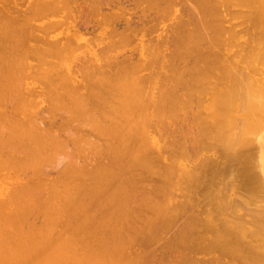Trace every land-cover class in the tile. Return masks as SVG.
I'll list each match as a JSON object with an SVG mask.
<instances>
[{"label":"bare ground","instance_id":"1","mask_svg":"<svg viewBox=\"0 0 264 264\" xmlns=\"http://www.w3.org/2000/svg\"><path fill=\"white\" fill-rule=\"evenodd\" d=\"M83 1L84 0L81 1L82 4H83ZM121 1H124V0H121ZM137 1H134V3L135 2L137 3ZM145 1H147V0H145ZM158 1H160V0H158ZM164 1H167V0H164ZM234 1H236L235 2L236 4L238 3V5H236V6H238V7L240 5L242 7L243 6L244 7L246 6L248 9H250L249 11L246 10L245 12L246 13H249L250 12L249 14L252 15V19L251 20L249 19L251 17L248 18L249 14H247L248 16L246 15V17H247L246 20L249 19L250 25H252L251 23H253L252 26L255 27V29H254L252 26H250V27H252L254 29L253 30L251 28L253 30V32H254V33L252 32V34H253L252 36H250V34H251L250 33L251 30L249 29L250 27H247L246 28L247 25L245 26V24H244V27L245 28L243 29L245 31H241L242 29H240V30H238L239 31L238 32L237 30L234 29L236 31V33L235 32H228L229 30L227 31L226 30L227 28H225V26L223 25V23H225L227 21L230 22V19L234 17V15H232L231 12H228V10L230 9L228 6L229 5H230V7L233 6L232 5V2H234ZM8 2H9V0H8ZM8 2H7V5L9 6V3ZM10 2H12V1H10ZM30 2H31V0H30ZM73 2H74V6L73 7H75V4H76L75 3V0ZM86 2H88L89 4L91 3L90 5H93V3H92L91 0H86ZM130 2H131V0H130ZM143 2H144V0H143ZM150 2L151 3H149L147 1V5L149 3V6L151 5L150 6L151 8L149 6H147V8L149 7L150 10L153 8V10L155 9L156 11H159V10H157L158 9L157 8L158 5L156 4V2H154V0H152V1L150 0ZM152 2L155 3V4H152ZM191 2H192L193 5L196 6V8H194L193 5H192V9L195 12V21L192 18H190L191 19L190 22L189 23H186V21L184 19H181L182 16H180L181 17L180 18L179 16L176 15L177 16V19H179V21L176 22L177 24H175V26L172 28V31H175V32H171L170 31V33H169V34H172V37L168 35L170 39L168 38L167 41H166V39H165L167 37L166 32H165V35H164V33L161 34L162 36L164 35L165 38L163 37V39H162L161 36L159 37V40L162 41L163 42L162 44L165 45V47L163 46L164 47L163 51L165 50L164 52L166 53L167 50L165 48L168 47L167 49H169V51L165 55L163 54L165 57L162 58V56L160 55V52L163 53L162 50H160V47H161L162 44H160V46H158L159 47V50H160L159 52H158V50L156 51V49L158 48V47H156V42H153V46H152V47H156V49L155 48H150L151 50L152 49H155V51L159 53V54L156 53V57H157V55H160L159 56L160 59L157 57L156 59L154 58L153 60L156 61L157 59H159L158 62L160 60H162V62H163V59L164 60H165V58L167 59V60H165V62L168 61V64L165 65L166 67L164 66V68H166V72L165 71L164 72L157 71L158 69L161 70L162 67L159 66V68H158V67L155 66V68H158V69H156L157 72H156V74L154 73L155 75L152 74V76H151L152 80L150 81V79H149L150 76H149V78L147 77L148 78L147 79V78H143V77H145V76H143L144 74L142 76L140 74H139V76H137V74H136L137 71H138V73L140 71V67L139 66L142 65V61L145 60L146 61L145 63H150V61H148V59H146V58L144 60H138V62H137V60L131 62L128 57H126L123 60H121L122 58L119 59V60H121L120 62H117L116 59H113L114 61H110L108 59V60H106L107 62L104 59V60H102L104 62H102L99 59L104 64V66H105V64H107L105 67H108V69L106 68L107 69L106 72L109 73V76L108 75H105L106 76L105 78H98V76H96V74L95 75L93 74L94 75V79L92 81L90 80L91 82H89V79H92L91 78V76L93 77L92 74H90V76H88L89 79L86 78L87 76L86 77L84 76L85 77V80L84 81L89 82V84L91 83L92 86H90L88 84L86 86L87 88H84L83 91L84 90H88V91L90 90V93H93V94L95 93L94 95L93 94L91 95L90 93H88V91L87 92L85 91V93H82L79 96L80 92L77 93V89H75V87L77 85H78L77 87H79L81 85V84H79V82L81 80L80 81H77L78 84H76V86H75V83H74V85L72 84V86H74V88H71V90H70V87H68V89H69L68 91H65V92L63 91L64 93L63 92H60V93H62V95L64 94L63 95V99H65L66 101H67V99H70L72 103L71 102H69V103H71L72 105H76V106H74V108H75L74 110H76V108L80 107L81 109L80 108H78V109H80L81 113L77 109L76 114H74L75 111L72 110L73 107L72 108L69 107V105L71 106V104L68 103V101H70V100H68L67 102L65 101L66 102L65 103L64 100L62 99V101L65 104L68 103L69 105H68V108H67V105H65L63 103L62 105H63V107L65 105V107H64L65 109L64 108H61V110H66L67 109L66 111H68V112L70 111V112L69 113L67 112V114H66V111H65V113L63 111H61L62 113L66 114L65 117L63 118V119H65L63 121V124L60 122V124H62L61 126L62 127L64 125L68 126V125L72 124L74 121H76V123H73L72 125H70V126H72L71 127V130H72L71 134H70V127L63 129V128L59 127V125L56 126V127H59L60 128L59 134H60V132L62 130H64V133L68 136V137L67 136L64 137L65 134L62 131L61 134H63V137L65 139L63 137H61L62 135L61 136L59 135L60 137L59 136L56 137V140L58 142L54 139V137H55L54 135L55 134L52 133V135L54 136V137H52V139H50V137H49L51 135L47 136L45 134V133L51 134L49 132H53V130H50L49 129V132H46L48 130L46 127L43 126V128H42V126L40 127V125H41L40 123H39L40 125H38L36 123L37 117L40 120V117L41 116H38L37 115V117H33V115L35 116V114L38 112V110L42 111L43 109H38L37 108L38 110H36L37 112H35V114H34V111H32V112L30 111L28 113V111H26L28 109L26 108L25 109L26 112H24V110H23V113H24L23 116H25V113L26 114L27 113L30 114V116L28 117L26 115L25 117H27V119H25L23 116H20V114L22 113L21 112L22 110L19 111L20 109L17 106H20V108H22V105H23V103L26 102L27 98L26 99L24 98V100H25V102H24V100L22 98V96L24 94L21 95L20 94L21 92H19L20 90L17 89V88H20V85L19 84H18L19 87H17V81H18V83H20V80H19L18 76H19V74L22 73V70H23V72H25V70H26V67L24 66V64L26 63V65H27V62L24 63V61H25L24 58L25 57L23 58L24 60L22 59V57L25 54L26 55H29V54L26 53V51H25L24 54H23V52L22 53L20 52V51H22L24 49L26 50V48H21V47H23L22 43L19 41L21 36L18 35L17 37H15L16 35L14 36L9 31L8 25L10 24V26L13 27V24H11V22L15 23L14 21H11V22L9 21V24H8V20L11 19L10 18L11 15H9V14L12 13L13 10H11V12L9 14H6L4 16H3V14H5L4 12L6 10L8 11L7 8H9V7H7L5 11L3 9V11H4V12L2 11L3 13L0 11V119H1L0 120L1 121L0 123H2L3 120H5L4 119L5 117L7 119V123H5L6 120L3 122V123L6 124L5 125L6 127H4V128H6L5 131H4V133H3V131L0 132V133H3V134H1L2 136L0 135L1 136V138H0V264H99V263L101 264V262H102V264H105L106 262H103L102 261V256H104L103 257L104 258V261H105V259H110V261H112L111 259H114V257H115L114 255L117 253V251H120L121 250L122 254L125 253V251H123L124 249H122V247H124V244L121 243V242H124V241L123 240H120V239H124V237H122L120 239H118V237H117L118 235H124L123 234V231H121V226H120L121 224L120 223L124 224L126 222L127 224L125 223V225H127V227H128V225H129V227L131 226V228H130V230H131L132 228H135L137 226H139V227L142 226V225L145 226L146 223H147V216H148L149 223H147V224H151V225H154V226L156 225L155 227H158L159 225L157 226V222H156V220L154 218V216H155L154 214L160 215V216L162 215V218H163V216L166 215V214L163 215V213L166 212L165 210H168L169 207H167V205L165 204L167 202H164V204L166 205V208H165L164 211H161L162 208H163L162 207L163 201L165 200L162 196L159 198V196L164 193V192L162 193L160 190H157V189H160L161 186H160V188H158V185L152 186V192H148L147 189H146L147 187H144V186L147 185L146 181H144L145 179L146 180L148 179V178H146L147 175L149 177V175L152 173V170H154L153 172H157L159 170V168L157 167V163L159 161H163L162 160V156L160 154H158V153H154V150H153L154 147H155V145L158 144V141H160V140L159 139L157 140L155 138H152L150 136V134L148 133L149 132L148 128L151 126L150 125V124H152L151 122H153V125L155 124L154 126H156V130L159 132L160 129L163 130V125L162 124H164V123H162V122H165L166 123L165 119H163L164 116H166V118H168L170 120V122L171 121L174 122V121L178 120L177 119L178 116L181 117V115L186 118L185 115H187V112H188V111L186 112V110H192V111H194V109L196 108L195 105H197V110H199L198 112H203L206 115V119H205V121L202 124L199 121L198 122V126L197 125H194L193 126L194 128H195V126L197 127V128H195V131L197 129L196 132H198L200 135L204 136V138H206V139H210L211 141H214L215 140V144H214L215 147L213 149L218 148V150L220 151L219 152V156H222L221 159H220V161L223 163L224 166L225 165L226 166L227 165L231 166L230 168H228V166L226 168V166H225V170L226 171H223V169H224L223 167L224 166H222V168H219V169H222L221 171H222V174H224V177L226 175L225 174L226 172H227V176L226 177L229 176L228 173L230 172L231 175L237 176V177L241 178L242 180L241 179L240 180L243 183L237 181L239 179L236 178L237 179L236 180L235 177H232L231 175H230L229 180H227V182L230 181L231 178H234L237 181V182L236 181H234V182H236V183L239 182V184H241V186H242L241 187L239 184L236 185V183L234 184V182L230 181V184L232 182L235 185V188H237L236 186H238L237 189H239V187H240L241 188L240 190H245L246 189V192L248 191L247 189L249 188V191H248V192H250L249 194H251L252 192L254 193L255 190L257 191L258 188L255 187L256 189H254V186H255V184L257 182L256 181H254V183L251 182L252 185H250L248 183V182H250L248 180V178L251 177V176L254 177L255 174L257 173V170H258V172L261 171L262 174L264 175V164L262 163L263 159H260L259 160L261 163H259L257 161V158L255 160L254 155H253V153H254L253 152V149H252V152L248 153V155L246 157L245 156H242V157H245V158H239L237 155L233 154L232 152H233V150L236 151V149H240V151H241V149L242 150L243 149H248V148H250L251 145H253L254 142L251 141V140H249L252 137H249L250 135L248 136V134H251L252 132H254L255 130H257V127L261 123V120L263 121L262 122V125H264V112H256V113H253L249 117L250 124H249V127H248L247 131L245 132V136L247 135L249 138H248V140H247V138H245L242 141V143L236 149L231 148L228 145V141L226 140L225 122H226V119L228 118V116L236 109V106L238 105V103L242 102L243 97H244V94H245V91H246V88L249 85H256L257 87H259L261 89H264V0H191ZM41 3L43 4L44 2H41ZM88 3H86V4H88ZM42 4H41V7H42ZM49 4H50V2H49ZM115 4L116 3L114 2V0H98V3L96 4V7L94 6L95 9L97 8L99 10V11H97V9H96L95 11L100 12V10H101L100 13H102L104 19L102 20V17L100 15V13H98L100 15L99 17H101V18L98 17L97 19H98L99 22L96 21L97 23L94 22L95 25L94 24L93 25L95 27L97 25H101L102 26V23H103V28H105V29H107L109 31L108 32L106 30L107 33L106 32H103V33H106L107 35L109 33H113V35H116V34L118 35V33H120L119 32V29H123V30H121L122 32L120 34H122V36H124L126 38L128 37L127 39H129L131 37L127 36L128 35L127 33H126L127 35L125 34L126 35L125 36L124 33H123V31H128V32L130 31L131 33L133 32V34L136 31V32H138L137 34H139V30L140 29L141 30H146L147 27H149L148 29H150V26H148L149 23H147L148 24L147 25L146 22L149 21L150 23H153V22H151V21H153L151 18L155 15V13H156L155 10H154L155 11L154 12V15H153V13H151L152 14V17H151L150 14L148 15L151 18H148L147 17V19H146L145 18L146 15L144 16V14H143V17H141L142 16V14H141L140 17H137V18H139L137 23H131L129 17L127 18L126 15H124V14H127V15L129 14L127 12L125 13V8L120 9L119 13L117 12L118 14L114 11V10H117V9L119 10V8H118L119 6L116 7ZM2 5H4V3H2ZM5 5H4V7L7 6V5L6 6ZM39 5L40 4H38V6ZM79 5L80 4H78V5L76 4V6H79ZM103 5L104 6H109V9L111 7H112L111 9H114L115 8L112 12H115L117 15H115V17L113 15L111 18H109V17L106 18L105 15L110 16V14L109 15L106 14V13H105V15L103 14L104 13L102 11V8H103L102 6ZM46 6H48V5H46ZM153 6H156V8L153 7ZM225 6L228 7V8H224ZM27 7H25V8H27ZM82 7H83V9H82ZM82 7H81V5L79 6V8H81L79 10L82 11V12L84 11V13H83L84 18H82L83 20L81 19L82 20L81 21V24L82 25H86V26L90 24V26H91L93 22L92 23H89L88 22V21H91V20H89V17H87V14L89 13L91 15L90 19H92V21H93L94 19L92 17H93V12L94 11H91V9L94 10V8H90L89 9L90 11H89L83 5H82ZM14 8H15V6H14ZM54 8H56V7H54ZM54 8L51 7V9H54ZM75 8H77V7H75ZM27 9H29V8H27ZM57 9H56V12H57ZM172 9H173V7H172ZM175 9H177V8L175 7ZM226 9H228V10H226ZM0 10H2V9L0 8ZM23 10L26 11V9H23ZM39 10L40 9L38 8V11ZM44 10H45V8H44ZM224 10H226V12ZM29 11H30V9H29ZM41 11L42 10H40L39 12H41ZM164 11L165 10H163V13L165 14ZM173 11H175V10L173 9ZM173 11H172V14L174 13ZM223 11L225 12L224 13L225 15L223 14ZM240 11L237 10L236 13L234 11H232V13L233 14H236L235 15L236 17H239V13L242 16L245 17V15L242 12H240ZM242 11L244 12V10H242ZM39 12H37L38 15H39ZM56 12H54V13H56ZM167 12H168V10L166 11V13ZM19 13H21V12H19ZM43 13H44V11H43ZM57 13H60V12H57ZM78 13H80V12H78ZM158 13H156V14H158ZM226 13H228V14L230 13L229 15H231V17L229 19V16H228V19L225 18V20H226L225 21L224 20V16H226ZM25 14H24V16L27 19V15L29 14V12H27L26 15ZM32 14H30V15H32ZM89 14H88V16H89ZM164 14H162V16ZM167 14H169V13H167ZM167 14H165L164 16H167ZM8 15H9V19L7 20V18H8L7 16ZM33 15L35 16V14H33ZM33 15H32V17H33ZM41 15H40L41 16L40 18H42L44 14H41ZM178 15H180V14H178ZM241 15H240V17H241ZM5 16H6V18H5ZM24 16H20L21 19H22V17L24 19ZM159 16H161V15L159 14ZM159 16H157V18ZM11 17H13V15ZM36 18H37V15H36ZM157 18H154V21ZM18 20L20 22V19L19 18L17 20H15V21H18ZM25 20H23V21H25ZM33 20H34V18H33ZM157 20H159V18ZM250 21H252V22H250ZM121 23H123L124 26L121 25ZM243 23H245V22H242V21L241 22H239V21L237 22V24H239V25H242ZM18 24H21V23H18ZM24 24H26V23L23 22V25ZM28 24H30V23L28 22L27 25ZM31 24H32V22H31ZM52 24L49 23V24L45 25V27L47 28L48 25L53 26L54 24L53 25ZM191 24L195 25V28L194 29H189V28L187 29V26H190ZM237 24L235 26L234 25L233 26L236 27V26H238ZM27 25H26V27H27ZM16 26L19 27L18 25H16ZM30 26H32V28H33L34 25L32 24ZM30 26H29V28H30ZM121 26H122V28H121ZM21 27L22 26H20V28ZM50 27H49V29L51 31L55 30L54 29L55 26L53 27V29H52V27L51 28ZM136 27H139L140 29L139 28H136ZM145 27H146V29H145ZM24 28H22V29H24ZM35 28L36 29H39L37 27H35ZM153 28H155V26H152L151 27V29H153ZM36 29H34V30H36ZM173 29H175V30H173ZM246 29H249L250 31L248 30L246 32ZM25 31H27V30H25ZM32 31H33V29H32ZM80 31H81V29H80ZM256 31H258V32H256ZM45 32H47V29L45 30ZM130 32H129V34H130ZM146 32H148V31L146 30ZM241 32H243L244 34H246V38H249V39L252 38L253 39V41L251 39L249 41L247 40L248 42L252 41V44L251 45H250V43H247L248 45H246L245 43H243V44H245V47L248 46L247 49H245V47H243L244 49L242 48V46H243V45L241 46L242 42H239V41L236 42L239 39L238 37L241 34ZM30 33H31V31H30ZM173 33H175V34H173ZM238 33H239V35L237 36ZM133 34H132V36H134ZM109 35H111V34H109ZM113 35H111V36H113ZM117 35H116V37H117ZM18 37H19V40H18ZM93 37H94V40L97 39L95 36H93ZM39 38H37V39H39ZM46 39L48 40V38H46ZM103 39L105 40V38H102V40ZM39 40H41V39H39ZM54 41H56V40H54ZM107 41L109 42L110 40H107ZM90 42L92 43V41H90ZM158 42L159 41H157V43ZM94 43H95V41H94ZM151 43L152 42H149V44H151ZM154 43H155V46H154ZM239 43H240V46H241L240 49H243L244 55L241 56L239 54V56H238V54H236L238 51H236L234 54L232 53V54L228 55L230 52H233L232 49H235L236 46L239 45ZM23 44H24V42H23ZM67 44H69V43H67ZM109 44L111 45L112 43H109ZM10 45L13 47V49H12V47H10ZM43 45H45V44H43ZM57 45H59V44H57ZM63 45H64L63 47L65 48V44H63ZM73 45H75V44H73ZM73 45H71V48H72ZM108 45H106V46L103 45L104 47L102 46V48L103 49H105V48L107 49V48H109ZM77 46H74L75 49L73 47L72 52L73 51L74 52L72 53V55L73 54L75 55V52L78 49ZM148 46L150 47L151 45H148ZM63 47L60 48L59 51L60 50L62 51L63 50ZM69 47H70V44H69ZM81 47H82V45H81ZM20 49H22V50H20ZM35 49L36 48H34L32 50H35ZM55 49L53 50V52L55 51ZM68 49L66 47L64 51H66ZM103 49L100 48L101 51L100 50L99 51L97 50V52H94L93 53V55H92L91 58L89 56H87V58L89 57L90 59H92L94 61H97V58L96 57H99V55H101V54L98 55L99 52L102 53V56L104 55L103 52H106V54L108 53L107 52L108 49L107 50L106 49L103 50ZM214 49H217L219 51H216ZM56 50H58V49H56ZM132 50H133V48H132ZM147 50H149L148 47H147ZM151 50H149V51L151 52ZM146 51H142V53L143 52L145 53ZM27 52H29V51H27ZM31 52L32 51L30 50V53ZM38 52H37V54H39L40 52L42 53L44 51H41L40 50V52L39 53ZM45 52H46V50H45ZM55 52L57 53V51H55ZM20 53L22 54V56L20 55ZM95 53H97V54H95ZM154 53L155 52L152 51V54H154ZM35 54H36V52L33 53L34 57H35ZM83 54L86 55L85 53H83ZM56 55H58V54H56ZM130 55L132 56L133 53L132 54L130 53L128 56L130 57ZM112 56H110V57H112ZM56 57H58V56H56ZM60 57L62 58L61 54H60ZM70 57H71V55L69 54V58ZM142 57L143 56H141V58ZM153 57L154 56H152L151 59L149 58L151 60V62H152V58ZM64 58L65 59L66 58L69 59L68 56L67 57H64ZM40 59H42V58H40ZM92 60L89 61V59H87V60H85L87 63L86 64L83 63L85 66H83V64H81V63H80V65L83 66V68L84 67L87 68V64L91 63ZM185 60H186L187 63H188V61H190V63L187 64L186 62H184ZM179 61L181 63V67H180L181 69H177L180 66L179 65L180 64ZM176 62H177V64H176ZM37 63H38V61H37ZM39 63H42V62H39ZM56 63H58V62H56ZM102 63L99 62V64L101 65L100 66L101 68H99L100 70L101 69H105ZM153 63H150V64L153 65ZM160 63H158V65H160ZM182 63L183 64L186 63L187 66H188V68H186L187 67V66H185L186 64L183 65ZM45 64H47V63L45 62ZM91 64L93 65V63H91ZM94 64H95V66H97L96 63H94ZM99 64H98V66H99ZM38 65H40V64H38ZM77 65H79V64H77ZM163 65L161 64V66H163ZM136 66H138L139 68L136 67ZM145 66L147 67V65H145ZM22 67H24L25 70H24V68L21 69ZM53 67H55V68H53ZM50 68L51 69H49V70L51 72L48 71V70H47L48 72L47 71L45 72L46 69L45 70L43 68L42 69L44 70L45 73H48V74H49V72H50V74L51 73L52 74L53 73H56L55 72L56 71L55 69L57 68V66H52ZM63 68H64V66H63ZM148 68H150V67H148ZM153 68H151V69H153ZM245 68L246 69H249V72L247 74H242V70L245 69ZM52 69H54L55 71L53 70V72H52ZM58 69H57V73H58ZM76 69L78 71H82V73L84 71V69H82V67H81L80 70L78 69V67ZM90 69L91 70H89L88 72L92 73L94 70L92 71V68H90ZM136 69H137V71H136ZM180 70H182V71H180ZM19 71H21V72H19ZM126 71L127 72L129 71V73H131V74L129 75V73H128V75H127ZM30 72H31V70H30ZM62 72L64 73L63 70H62ZM100 72L103 73V74H106L105 72H102V71H100ZM101 73H98V74H101ZM122 73H124V75H122ZM149 73H152V71L149 72ZM42 74H43V71L41 70V74H40V76H42L41 80L44 78V75H46L47 77L50 75V74L49 75H47V74H43L42 75ZM159 74H160V76H164V77H162L163 79L161 77L159 78V82L161 80V82L162 81L163 82L167 81V83H169L170 79H171L172 82L170 81L171 83L168 84L169 86L167 84H165V85L162 86V84L160 82L159 83V88H156L157 90L155 89L156 91H153L151 89L152 86H150V85H152L151 82L154 81L155 76L157 77V75H158V77H159ZM31 75H33V71L31 72ZM50 76L52 77V75H50ZM59 76H60V74H59ZM61 76H64V74H61ZM126 76H129L127 81H126ZM165 76H167V77H165ZM35 77H37V76L35 75ZM96 77H97V79H96ZM56 78H58V77H56ZM44 79H43V81L46 82V80H44ZM82 79H84V78H82ZM94 80L95 81L97 80L98 83H96ZM156 80H157L156 83H158V79L157 78H156ZM43 81H41V82L43 83ZM67 81H68V79H67ZM45 82L43 83L44 86L47 85V83H45ZM102 83H103V86H105V87H102ZM50 84L53 85V83H50ZM62 84L61 85L59 84L60 87L62 86ZM68 84H71V83H68ZM153 84H155V83L153 82ZM82 85H81V87H85V86H82ZM95 85H96V87H95ZM155 85H156V87H158L157 84H155ZM88 86H89V88L91 87L93 90L91 88L89 89ZM164 86H165V88H164ZM179 86H183L184 88L182 89V87H179ZM97 87H98V89H96ZM166 87H167V90H165ZM178 87H179V89H178ZM23 88H24V86H23ZM23 88H22V90H23ZM58 88H59V86H58ZM58 88H57V90H58ZM154 88L155 87L153 85V89ZM186 88L188 89V91H187ZM45 89H47V88H45ZM53 89L51 91L49 89L48 90L50 92L53 91L52 93H54V90H56V87H55L54 90ZM63 89H64V87H63ZM176 89L179 90V91L181 90L180 93L185 92V93H182V94H185V96L183 95L184 97L182 96L180 98V96L182 94L180 96H178V94H177L178 91L176 92ZM184 89H186V90L184 91ZM34 90H37V89H34ZM91 90H92V92H91ZM95 90H97V91H95ZM99 90H100V92H99ZM151 91H153V92H151ZM48 92H46L44 94L46 95ZM67 92H68V94H67ZM22 93H23V91H22ZM52 93L47 94L50 97L45 96V97H47L46 99H48L49 101H51L52 99H55L57 97L56 98V101H58V98L59 97L58 96H56V97L55 96H51V95H55V94H52ZM86 93H87V95H90L91 98L93 96L94 99L93 98L92 99L94 100V102L97 103L100 106V108H98V110H96L94 108V111L96 110V112H95L96 114L93 112L92 107L90 109L86 105L87 103H88V106L91 104V101H90L91 98H90V96L87 97V98L85 97L86 95L84 97L82 96V95H84ZM98 93H101V94H98ZM200 94L201 95L202 94H206L207 95L206 96L207 97L206 100L204 99V101L203 100L201 101L202 98L201 97L199 98V96H198ZM65 95H66V98H64ZM196 95L198 96L197 100L198 99H200V100H198V102H197V100H195L196 101V104H195L193 99L196 98ZM59 96H61V94H59ZM69 96H71V97L69 98ZM60 98H59V102H57V103H59L58 105H61V103H60V100L61 99ZM84 98L87 99V100H85ZM7 99H8V101H7ZM107 99H108V101H110V102H107L108 104L106 103V100ZM188 99L189 100H193L194 105H192V106H195V108L192 107L191 105H188L189 103L190 104L192 103ZM9 100L12 101L11 103H14V105L13 104L8 105L7 103H10ZM31 101H33V100H31ZM31 101H29V104H30ZM49 101H47V103L49 105H46V106H49V108H47L45 106L47 108V109L45 108L46 110H48V109L50 110V109L54 108L55 106H57V104L54 105L55 103H53V106L50 107V103H52V102H49ZM4 102H7L5 104H7V107L9 106L8 108L12 109V107L15 108V106H16V108L19 109V110H16L17 111L16 112L15 109H12L13 110V112H12L9 109L11 111L10 112L6 108V106L4 107V110H2V107L5 105ZM89 102H90V104H89ZM94 102L92 101V103H94ZM2 104H3V106H2ZM29 104H26V105H28V107H29ZM36 104H37V102H36ZM26 105L23 106V109L26 107ZM98 105H96V106H98ZM107 105H109L108 106V107H110L109 109L107 108ZM113 105H115V106H113ZM181 105L191 106L192 108H188V109L185 110V109L180 108ZM34 106H31V107L34 108ZM43 106H42V108H43ZM178 107L180 109H182V112H181V110L180 111L178 110L179 109ZM5 108H6V110H5ZM68 109H71V110H68ZM105 109L107 111H105ZM150 109L152 111H150ZM7 110L9 111L8 112L9 115L13 113L12 116H8ZM57 110L59 112L60 107ZM119 110L120 111L122 110L123 112L122 111L120 112ZM178 111L181 112V113H186V114L185 115L184 114H180ZM195 111H196V109H195ZM45 112H43V113H45ZM31 113L33 115H31ZM46 113L48 114V113H50V111H47ZM46 113H45V115L47 116ZM192 113H193V117L194 118L196 117L195 118V120H196L195 123L197 124V119H198L197 117H199V116L194 115V112H192ZM40 114H41V112H40ZM59 114H60V112H59ZM109 114H111V115H109ZM188 114H189V112H188ZM70 115L71 116L73 115V116L71 117ZM74 115L76 117H74ZM42 116H44V114ZM46 116H44V117H46ZM48 116H49V114H48ZM67 116H69V117L66 118ZM110 116L112 117V119H111ZM118 116H121L122 118L121 117H118ZM58 117H60V115ZM184 117H182V119H185ZM209 117H210L211 121L208 120ZM51 118L49 120H51ZM56 118H57L56 116H53V119H56ZM70 118H71V120H68V121L71 122V123L69 124V122H67L66 119H70ZM77 118H79V119H77ZM117 118H119L120 120H118ZM42 119L43 118L41 117V120ZM185 120L188 123V120L189 119L187 120V118H186ZM44 121H45V119H43V121H42L43 124L45 122H47L48 120L45 121V122ZM51 121H48V122L50 123ZM53 121H55V120H53ZM56 121H58V120H56ZM106 121H108V122H106ZM178 121L180 122V120H178ZM181 121H183V120H181ZM66 122L68 123V125L65 124ZM183 122H185V121H183ZM77 123H79V124L81 123V124H84V125H88L89 124L90 126L89 125H88L89 127L87 126V128H88L87 130H88L89 133L87 135H89V134L91 135V133L94 132V134H96V138H99V136H100V138L97 139V140H101L102 141L104 139L103 141H104V144L106 145V147L104 146L105 148H102L103 146H102L101 143H103V141L100 142L101 145L99 143L93 142L94 143V146H93L92 145L93 144L92 143L93 140L90 139V137L92 138V136H90V135L89 136H85V135L82 136L81 135L82 136L81 137L80 134L79 135L75 134V133H78L77 132L78 130H79V132H81L80 129H82L80 127V125L79 126L76 125ZM210 123H211V125H210ZM166 124H170L169 121H167ZM174 124H175V122H174ZM50 125H52V122L50 123ZM73 125H76V127L75 126L73 127ZM84 125L82 126L83 128H85ZM188 125H191V123H189ZM188 125L185 123L182 128L184 129V126H188ZM48 126L49 125H47V127ZM174 126H176V125H174ZM191 127H192V125H191ZM191 127H189V131H191L190 130ZM44 128H45L46 131L43 130ZM73 128L75 129V131L73 130ZM76 128H78V129L76 130ZM153 128L150 127V129H153ZM186 128H188V127H186ZM261 128L262 127H260V129ZM173 129H174V127H173ZM175 129H176V127H175ZM0 130H1V128H0ZM2 130H3V128H2ZM67 130H69V134L67 133L68 132ZM154 130H155V128H154ZM162 130L160 132H162ZM176 131H177V129H176ZM57 132H56V134L58 135ZM73 132H75V133H73ZM256 132L257 131H255V133ZM82 133L86 134L87 132L85 133L83 131ZM97 134H99V135L97 136ZM71 135L74 136V139H72L73 136L72 137H69ZM92 135H93V133H92ZM75 136L78 137V138H76ZM160 136H162V134ZM93 137H94V139H96L94 135H93ZM60 138H63V139H60ZM67 138H69L70 141H69V139L67 140ZM111 138H113L112 140L115 141V142L113 141L114 143L113 142L112 143L111 142H108L109 140L111 141ZM71 139H72V141L74 140L73 145L78 140H79V143L80 144L82 143V145H79V143L76 142L78 145L75 144L74 145L75 147L72 145L73 146V148H72V146H71V144H72ZM83 139H84V141H83L84 143L81 142V140H83ZM49 140L50 141L52 140V141L49 142ZM65 140H67L68 142H71V144H70L71 147L69 146V143H67V141L65 142ZM85 140H87V141H85ZM164 140H165V138H164ZM260 140L263 141V137H261ZM60 141H61V143H60ZM88 141H91V143L89 145H92L91 146L92 150L90 149V146L88 145ZM249 141H250V143H248ZM97 142H99V141H97ZM161 142H162V145H164V143H166V141H164V143H163V140H161ZM49 143H51L52 145L50 146ZM58 143H60V144H58ZM65 143L69 147H67L65 145ZM57 144H58V147H55V146H57ZM61 144H63V145L61 146V148H59ZM99 145L102 146V147H99ZM162 145L160 147L161 150L163 149ZM63 146H65V148H68L69 150L70 149L72 150V149L75 148L74 151L78 147L79 150L78 149L77 150H78V152L81 151L80 152L81 155L80 156H79V154H76L75 155V153H77V150L75 152H73V150H72V152L74 153V155H73V153H71V151H68V149H67V151L66 150L64 151L65 148H63ZM80 146H82V148H81L82 150H83V148L85 149V147L87 146L89 148V151L90 152L89 151H86V150H88V148L86 147V149H85V151L87 153L86 154L84 150L83 151L80 150ZM93 147H97L96 150H95V148L93 150ZM251 148H254V147L252 146ZM2 149H4V150L7 149L8 154H7V151L6 150H5L6 151L5 153H4V150L2 152ZM58 149H61V150H58ZM56 150H58L57 152H59L58 153V156L56 155ZM94 151L100 152V154L98 153V155L96 156V158H95V155H96L97 152H94ZM175 151H176V149H174V148H172V149L169 150V160L168 161H174V164H175L176 161H184V160H182L183 159L182 155H178V154L173 153ZM65 152L68 153V155L67 154L66 155H67V157L69 156L68 158H70V159H67V157H65V159H64V157H63L64 154L63 153H65ZM69 152H70L71 155L69 154ZM88 152L91 153L92 155H94L93 156L94 157V159H93V163L94 164L91 162V160H92L93 157L91 158L90 157V154ZM61 153H62L61 158H59ZM101 154H102V156H100ZM103 154H104V156H103ZM66 155H64V156H66ZM72 156H74V157L71 158ZM82 156H83V159H82ZM56 157H58V158H56ZM62 157H63L64 161L66 160V163L68 164V165L66 164L67 166L65 165L66 168H63L64 169L63 172H62L63 174L57 173V175H56L57 178L59 177L58 175H61L60 177H62V178L59 177V179H56V177L53 176V177H51L53 179H50L49 178L50 181L52 180V182H50L49 179H48V177L46 176L47 179L45 180V178H43L44 179L43 180L42 177H40L41 174L42 173L44 174L45 172L48 173V170H49L48 168H52V167H50V165H52L53 167H57L56 165L61 164L60 160H62ZM80 157H81V159L83 161L86 158H89L90 157L89 158V162H91L90 165H89L88 162H86V166H88V165L90 166V167L88 166L89 167L88 169H87V167L85 165H83V167H81L82 162L80 164V162L78 161V160L82 161L80 159ZM102 157L104 159H106V162H108V163L102 162V159L101 160L99 159V158H102ZM75 158H77V159L75 160ZM72 159H74L75 161L79 162V164L75 163L74 160H73L74 163L71 164ZM218 159H219V157H218ZM55 160L58 161L59 163L57 164L55 162ZM87 160H85V161H87ZM97 161H99V162H97ZM223 161L227 162V164L226 163L224 164ZM51 162H53V163H51ZM62 163H64L63 160H62ZM251 163L254 164V166H251L252 165ZM76 164L79 165V167ZM208 164L210 165V163H208ZM217 164H219V161H218V163L216 162L215 165H217ZM153 165H154V167H153ZM205 165L206 164L204 163L203 167H205ZM92 166H93V168H92ZM217 166H216V168H217ZM46 167H48L47 168L48 170L46 169ZM169 167H170V165H169ZM170 168H173V165ZM87 170H89V171H87ZM210 170H207V171H210ZM162 171H161V175H163V177H164V174H165V176H166V174L168 173V171L167 170H162ZM218 171L221 172L220 170H218ZM232 171H233V173H232ZM255 171H256V173L254 174ZM136 172H138V173L136 174ZM145 173L146 174L148 173V174L145 175ZM27 174L30 177L28 176V178H27L26 177ZM52 174H56V173H52ZM139 174H140V176H139ZM141 174H142L143 177L141 176ZM211 174H213V173H211ZM63 175L65 176V178H64ZM170 176L171 175L168 176V174H167V178H170ZM195 176H197V175L195 174ZM66 177H67V179L68 178L69 179H72L73 180L72 183L69 182L68 180H65L67 182H62V183L59 181L60 179H63V178L66 179ZM141 177L144 180H142ZM198 177H200V178H197V179H196V177L194 178V180L195 179L198 180L197 183L195 182L197 184V186H195L196 185L195 183H192L193 185L195 184L194 186L193 185L192 186H193V188L194 187H197V188H195V190L198 189L199 187H203L201 189H198V190H200V192H201V190H203L201 193L198 190H196L200 194V196H203L204 195L203 193H205L207 191L208 186L210 184H212V182L210 181L211 178L209 177L207 179L206 183H205L204 181H202L203 179H202L201 175L198 176ZM167 178L164 181L168 182V179ZM184 178H182V179H184ZM186 178H188V177H186ZM191 178H192V176H191ZM191 178H189V179H191ZM193 178L190 181H192ZM189 179H187V180H189ZM200 179H202V180H200ZM234 179H232V180H234ZM256 179H259V178H256ZM47 180L49 181L47 183H50V184H45V182L43 183V181H47ZM53 180H54V182H53ZM56 180L58 182H56ZM136 180H137L138 183H140V186L138 185V183L136 182ZM141 180H142V182H140ZM180 181H182V180H180ZM217 181L219 182V179H217ZM217 181H216V184H217ZM259 181H260V179L258 180V182ZM202 182H203V185L200 186L202 184ZM208 182H210V183L208 184ZM143 183L145 184L144 186L142 185ZM198 183H201V184L199 185ZM183 184H185V183H183ZM224 184L229 185L228 183H226V180H225V183ZM234 185L233 186L232 185H229V188H228V191L229 192H231L230 191V189H231L230 186H232L233 187L232 189H234ZM256 185L257 186L258 185L261 186L260 184H256ZM185 186L187 187L186 188L187 190H189L190 188H192V187H190L191 185H189V183H188V185H185ZM185 186H184V189H185ZM217 186L219 187V184ZM221 186H222V183H221ZM155 187H156V189H153ZM188 187H190V188H188ZM210 187H211V185H210ZM222 187H220V188H222ZM141 188H142V190H141ZM177 188H178V185H177ZM144 189H146V191H147L146 193H144L145 192ZM215 189H218V188L216 187ZM252 189H253V191H252ZM143 190H144V192H142ZM178 190H180V189H178ZM195 190L193 191V194L195 193ZM209 190H212V192H209V193L210 194L211 193L213 194L214 190L211 189V188ZM260 190L261 191L264 190L262 186H261V189ZM138 192H139L140 195L137 194V196H136V193H138ZM185 192H187V194L189 193L188 191H185ZM197 192H196V194H197ZM217 192H218V190H217ZM237 192H239V191L236 190V193ZM209 193L208 194L205 193V195L207 194L206 196H208V195H210ZM220 193L221 192L218 193L219 194V197L217 196L218 197L217 200L220 199ZM258 193H261V192L258 190ZM143 194L145 195V197H144ZM149 194H152V200L149 197H146ZM185 194H183V192H182L181 196L182 197L184 196V198H185L187 196ZM193 194L191 195V197H190L191 199L190 200H192V197H194ZM214 194L217 195V193H214ZM246 194H248V193H246ZM166 195H168V193ZM234 195H236V194H234ZM134 196L136 198V201H134V199H133ZM155 196H157L156 197L157 199L159 198L158 199L159 201H157L156 198L153 199V197H155ZM200 196H199V198H200ZM170 197H171V195H170ZM240 197H241V199L240 200L238 199L240 202L238 201L239 203L237 202V205L238 204H241L243 206L240 205V207L243 210H246L247 209V212L248 211H251L252 212L251 205L249 204L248 205L249 207L248 206L247 207L244 206L246 202H243L242 201V196H240ZM244 197H243V199H244ZM144 198H145V200H144ZM147 198H148V200H147ZM209 198H210V196H209ZM228 199H229V197H228ZM154 200L157 201V202H160L161 206H158V204H156V202H155V204H153L154 203ZM194 200L195 201L192 200V202L195 203V206L191 202V204H193V206H192L193 207V210H195L194 208H196V202L198 203L197 205H200L201 208L202 207H205V206H203L204 204L203 205H202V203L199 204V202L196 201V199H194ZM207 200H209V199H207ZM217 200H216V202H214L217 205H214V206H217L216 208H219V207L221 208V205L217 203ZM131 201H132V203H134V202H136V203H134L133 206L131 205V207H130V202ZM182 201H184V200H182ZM225 201L227 202V199ZM212 202H213V200H212ZM229 202L230 201L228 200V203ZM181 204H184V203L181 202ZM247 204H248V202H247ZM253 204L256 206V203H253ZM253 204H252L253 213L255 211H260L262 209V207L259 208L260 207V204L257 203V204H259V207H257V206L256 207L259 208L260 210H255L257 208L253 207L254 206ZM134 205H135V207H134ZM170 205H174V204L170 203ZM175 205L178 206V204H175ZM237 205H235V207ZM261 205H263V207H264V204L261 203ZM108 206H112L113 209L110 210V207L107 209ZM114 206H116V210L114 209ZM181 206H183V205H181ZM140 207L143 210H145L144 208H146L147 210L150 211V213H148V211H147L148 215H146L147 214L145 212L146 210L143 211ZM159 207H161L160 208L161 210L158 209ZM243 207L244 208L246 207V209H244ZM173 208H174V206H173ZM189 208H190V206H189ZM216 208L214 207L213 209L216 210ZM248 208H250V209L248 210ZM210 209H211L210 211L209 210L208 211L207 210L206 211H203L204 213L202 212V210H204V209H200L199 210V212L201 211L203 213V215L206 212L207 213H206V216L204 215V218H203L204 221H205V224H204V222L203 223L201 222L202 223L201 225L198 224L199 225V228L198 229H200V226H202L203 229H204V231H206L205 229H206V226H207L206 224L208 222L207 221V217L209 216L208 214H211L212 211H213L212 208H210ZM108 210L111 211V212H115V213H113L114 215L111 218H110V212ZM191 210H192V208H191ZM262 210H261V212H262ZM157 211H159V212H157ZM220 211H222V209ZM120 212L121 213L123 212V214L121 215ZM209 212H211V213H209ZM116 213H117L118 216H116ZM119 213H120L121 216L119 215ZM221 213H223V212H221ZM102 214H104V215L102 216ZM105 214L106 215L108 214V215L106 216ZM140 214H142L141 216H144V218L143 217L140 218L139 217ZM212 214H211V216H212ZM217 214H219V212H217V210H216V213L213 214V215L216 216ZM195 215H196V213H195ZM252 215H254V214H251V216ZM262 215L264 216L263 213H262ZM262 215H260V218L259 219H262L264 221V217ZM180 216H182V215H180ZM197 216H198V214H197ZM215 216H213V218H210L209 217L210 218L209 222L210 223H213V224L208 223L209 226H207V229L210 228V227H212L216 222H218L217 220H215V218L217 217V216L216 217ZM239 216L241 217L242 215H239ZM100 217H102V218H100ZM103 217H106L107 219L106 220H103ZM176 217H177V215H176ZM240 217L237 218L238 220L240 219L239 221L237 219H235L236 217H234L235 223H237L236 225H238V223H239V225H241V223H242L241 220L243 218H240ZM243 217H244V215H243ZM261 217H263V218H261ZM109 218L111 220H113V221L114 220L117 221V219L123 220V222L117 221L118 224H116V226L118 225L117 228L119 230L118 229L117 230L115 229L116 228L115 225H114V228L108 227V230H110L112 228V229H114V232L116 230L117 232L120 231L122 233V234H120V232H118V233L115 232L114 233V232H112L113 230L110 231V233L112 232V234H115L116 235V237L114 235V237L116 238V240H114V242H117L118 240H120V241H118V244L121 243L120 244L121 249H119L117 251H115L113 247H112L113 248V251H111L112 249L111 250H108L109 248L107 247V246H110L111 244H113V242H112L113 240L112 239H115L112 236V234H109V233H106L105 232V227H106L107 224L110 225V223H114V224L116 223V221L115 222L110 221ZM162 218L158 222V224L161 223L160 224L161 226H163L166 223ZM193 218L194 217H192L191 219H193ZM218 218H219V221H221L220 220L221 219V215L218 216ZM229 218L231 219V217H229ZM36 219H39L40 220L39 224L36 223ZM191 219H190V221H191ZM200 219H197V220L199 221ZM226 219H227V217L224 218V219H222L224 223H225ZM139 220H140V222H137ZM173 220H179V219H175L174 218ZM180 220L182 222V218ZM197 220H196V222H197ZM227 220H229V219H227ZM232 220H233V216H232ZM262 220H258L257 221L258 222L257 225L256 224L255 225L257 227L258 226L261 227L262 225H264L263 223L262 224H259ZM153 221H155L156 224H155V222L153 223ZM183 221H184L183 222V224H184L186 221L189 222V219L188 220H185L184 219ZM162 222H163V225H162ZM181 222H179V223H181ZM187 222H186V224L188 225ZM192 222H193V220L191 221V224L193 225V223L195 222V220H194L193 223ZM223 222L222 223L220 222L221 224H219L220 225V229L218 228L219 229L218 232L216 231L218 229H215V232H214V227H212L211 229H208L207 231L213 230L212 232L215 233L217 236L220 237V236H223L224 235V237H226V238H223V239H227L228 238L227 240H230V241H225L226 243L222 240L224 242V245L226 244L225 246L223 245V242L221 241L222 238L221 239L219 238L220 241H218V243H216L217 241H215L216 244H219L218 245V248L220 247V243L222 242L221 243L222 246L220 248L224 247V248H222V250L225 249V248H226L225 250L228 249V252L227 251H224V252H227L229 254L231 252V255L233 253L235 255L237 254L236 260L233 258L234 255H232L233 257H231V256L229 257V254L226 255V257L228 256L227 259L228 258L229 259L231 258V259H234L236 262L238 260H243V261L245 260L244 263L242 261H239V262H241V264L242 263L245 264V262L248 264V259H244V258H246V256H244V257H243V255L240 256L241 253H238V251L241 252V250H243V249H244V252H246V254H250V252L252 251L251 243L249 241H247L245 239V237H244L245 241L247 243H249V245L251 246V248H248V251H247V247H246L247 245L245 244L246 246H243L245 242L242 241L241 239L239 241L237 240L238 242H240L239 244L241 246L240 248H239V246H237L239 249H237V247H236V249L238 251L234 248L235 249V252H232V250L230 249L231 248V245H238V242L236 241V238L237 237H238L237 239L240 238L239 235H238V233L239 234H243L244 231L242 229H238L239 231L236 232V233H234L235 231H237L236 230L237 228L235 229V231H233L234 229H231V231H232L233 234H230V235L233 236V238H230L229 235H227L226 233L224 234V226L225 225H223L224 224ZM103 223H105V225ZM245 223H248V222L245 221ZM139 224H142V225H139ZM191 224H189V228H192V225ZM125 225L122 226V228H123L122 230H125V227H124ZM190 225H191V227H190ZM198 225H197V227H198ZM203 225H205V227ZM221 225L223 226L222 228H221ZM232 225H233V223H232ZM110 226H113V224H111ZM165 226H166V224H165ZM257 227H256V229H257ZM260 227L258 229H260ZM262 227L264 228V226H262ZM102 228H103V231L105 232L107 238H103V237H106V236L105 235H102V234H104V232L101 231ZM142 228H141V230H142ZM189 228H187L189 231H191L192 229H194V228H192V229H189ZM203 229H201V230H203ZM225 229H227V228H225ZM258 229L256 230L257 231L256 234H259L260 231L262 230L261 229L259 231ZM138 230L139 229H137V231ZM201 230H200V233H202ZM98 231H99V233H97ZM100 231L102 232V234H101V237L102 238L100 237V233H101ZM125 231H127V230H125ZM128 231H129V229H128ZM177 231L180 233L181 230L180 231L179 230H176L175 233ZM262 231L264 232V229ZM262 231H261L260 234H262ZM138 232H140V231H138ZM143 232H145V231L143 230ZM212 232H211V234H212ZM93 233L95 235V238H93L94 237L92 235ZM132 233L133 232H131V234ZM185 233H187V231H185ZM185 233H184V231H181L180 234L182 235V234H185ZM247 233H249V232H247ZM129 234H127V235L130 236L131 234L130 235ZM138 234H140V233H138ZM142 234L144 235V233H142ZM142 234H140V236ZM215 234L212 235V238H214V240H216L215 239V236H216ZM96 236L98 237V240H97ZM140 236H138V237H140ZM190 236H191V234H190ZM176 237H177V235H176ZM183 237H185V236H183ZM183 237L181 236V241H182V238ZM234 237H235V241H234ZM92 238L94 239V241L92 240ZM129 238H131V236ZM129 238H127V241H128ZM141 238H144V237L141 236L140 237V240H139V238H138V240L141 241L142 240ZM192 238H194V237H192ZM212 238H211V240H213ZM105 239L107 240V242H106ZM179 239H180V237H179ZM198 239H200V238H198ZM99 240H101V244L103 243V246L98 242ZM108 240H109V243H111V242L112 243L111 244H108ZM131 240H133V239H131ZM211 240L208 239V241H209L210 244L208 242L206 243V245L208 244L211 247L208 246L209 247L208 248L206 245H204L209 250L215 246L214 245V242H213V245H211L212 244L211 243ZM95 241L98 242L99 246H98L97 242H95ZM139 241H137V242H139ZM183 241H182V243H184ZM200 241L202 242V240H200ZM200 241L198 240V243L196 242L195 244H193V246L195 245L194 247H196L200 243ZM141 242H143V241H141ZM193 242H195V241H193ZM227 242H228L229 246H228ZM242 242H244V243H242ZM128 243L131 245V242L128 241ZM104 244L105 245L108 244V245L104 246ZM114 244H116V243H114ZM135 244L133 243L132 245H135ZM144 244H146V243H144ZM182 245H184V244H182ZM82 246H85V247H82ZM126 246L127 245H126V241H125V247ZM140 246H142V244ZM187 246L188 245H186L185 248L183 246V248L181 250L187 249L186 248ZM204 246L202 248H205V250L204 249H202V250L205 251V252H207L208 249H206V247H204ZM257 246H258V244H257ZM103 247H105V249H103ZM190 247H192V244L190 245ZM198 247L200 248L201 246H197V248ZM84 248H86V250H84ZM189 248H188V250H189ZM199 248L197 249L198 251L197 250L195 251L197 254H198L199 250H200V252H202L201 249H199ZM216 248H214V249H216ZM131 249L132 248L130 246V250ZM83 250L85 251V253H83L84 252ZM192 250H193L192 257L191 256H187L186 252H183L182 256H184L186 254V257H187V259H186L185 256H184V260L186 262H187V260H189V262L194 260V259H192V260L189 259L190 257L193 258V256H194V250L195 249L192 247ZM229 250H231V251H229ZM81 251H83V252H81ZM144 251H145V249H144ZM210 251H208V252L210 253ZM217 251L220 252L219 250H216V252ZM254 251L255 250H253L252 251V254H251V256L254 257V258H252L251 256L249 257V255H248L249 260H251V261H249L250 262L249 264H260L259 262L261 261L260 260L261 257H262V260H264V255H262V253L264 254V251L262 253H259L258 251H256V252H258L257 253V256H259L258 254H260V256H261V257L259 256L260 258L259 257H256V255L253 256ZM140 252L142 253V251H140ZM218 252H217V254H219V255H222V253H224L223 251L221 252V254L218 253ZM130 253L133 254V252H130ZM191 253L192 252H191V248H190V254ZM99 254L101 255V258L100 259H99V257H100ZM118 254H119V252H118ZM136 254H137V256L140 255L138 253H136ZM105 255L106 256L107 255H112L113 257H110V256L108 257L107 256L108 257L107 258ZM203 255H204V253H203ZM219 255L217 257H212V258H215V261L212 260V258L210 257V259L214 262V264L215 263L217 264V260H218L217 258L218 257H219V259L221 258V256H219ZM224 255H225V253H224ZM123 256H124V254H123ZM132 256L135 259L136 256H134V254ZM132 256L130 258H128V259H132ZM211 256H213V255L211 254ZM238 256H240L241 259H238ZM97 257H98V259H97ZM139 257H143V255L142 256H139ZM222 257H225V256H222ZM126 258L127 257H125V259ZM251 258L253 260L257 261V262L256 263L252 262L253 260ZM258 258H259V260H258ZM98 260H100V261H98ZM116 260H115V262H113V261L112 262L113 263H116L117 262L116 264H119L118 263L119 260L118 259H116ZM139 260H140V258H139ZM207 261H208V259H207ZM139 262L140 261H138L136 263H139ZM199 262L201 263V262H203V260H201V261L199 260ZM226 262H224V264H228V262L227 263ZM133 263H135V261ZM208 263H209V261H208ZM181 264H183V263H181ZM185 264H187V263H185ZM190 264H193V262H190ZM194 264H195V261H194ZM203 264H205V263H203ZM218 264H220V263L218 262ZM262 264H264V261H263Z\"/></svg>","mask_w":264,"mask_h":264},{"label":"rangeland","instance_id":"2","mask_svg":"<svg viewBox=\"0 0 264 264\" xmlns=\"http://www.w3.org/2000/svg\"><path fill=\"white\" fill-rule=\"evenodd\" d=\"M6 0H1L0 1V8L2 9V10H0L1 12L3 11V9H4V11L6 10V8L7 7H9V8H7L8 9V11L6 10L4 13L5 14H3V16L4 15H6V14H9L10 12H11V10H13V14L12 13H10L9 15H13V17H11L10 16V20H8L9 19V15L7 16L8 18H7V20H8V24H9V21L11 22V21H14L15 23H13V22H11V24H13V27L12 26H10V24L8 25V27H9V31H10V33L11 34H13L15 37H17L18 35H20L21 37H20V40H19V37H18V40L22 43V45H23V47H21V48H26V50L24 49V50H22V49H20V50H22V51H20L21 53L23 52V54L25 53V51H26V53H28L29 55H23V57H22V59L24 58L25 59V61H24V63L25 62H27V65H26V63L24 64V66L26 67V70H25V68L24 67H22L21 69H23L24 68V70H25V72H23V70H22V73L21 74H19V76H18V78H19V80H20V83H18V81H17V87H19L18 86V84L20 85V88L22 87L23 88V86H24V88H23V90H22V88L20 89V88H17V89H19L18 91L19 92H21L20 94L21 95H23L22 96V98H23V100H24V98L26 99L27 98V100H26V102H25V100H24V102L25 103H23V105H22V108H20V106H17L19 109H17L16 108V106H15V108L14 107H12V109H15V111L16 110H19V111H21L22 113H23V110H24V112H26V111H28V113L31 111H34V114H35V112H37L36 110H38V109H43L42 111L43 112H47V111H50V113H48L49 114V116H48V114H47V116L45 115V113H43L42 111H40V110H38V112L35 114V116L31 113V115H33V117H37V115L38 116H41L43 119H45V121H51L52 122V125H50V123L48 122H45L44 124L42 123V121H43V119L41 120V117H40V120H39V118L37 117V120H36V123L38 124V125H40V127L42 126V128H43V126L44 127H46L48 130L46 131L45 130V128L43 129V130H45L46 132H49V129L50 130H53V132H49V133H51V134H47V133H45L47 136H49V135H51V136H49L50 137V139H52V137H54V139L56 140V137H58L59 135L61 136V137H63V134H61L62 133V131H63V133H64V130H62L61 132H60V134H59V131H60V128L59 127H61V128H69L70 127V134H71V132H72V130H71V127L72 126H70V125H72L73 123H76V121H74L72 124H70L71 122H69L68 120H71V118L70 119H66L67 120V122H69V124L70 125H68V123L66 122L65 124H67L68 126H66V125H64L63 127L61 126L62 124H63V121L65 120V119H63L64 117H65V115L67 114V112L68 111H66V110H61V108H64L65 107V105H67V108H68V105L69 104H71L72 102H71V100L70 99H67V101L68 100H70V101H68V103L69 102H71V103H67V104H65L67 101L65 100V99H63V95H62V93H60V92H65V91H68L69 89H68V87H70V90H71V88H74V86H72V84L74 85V83H75V86H76V84H78V82L77 81H80L79 82V84H83L82 86H85V87H81V85L79 86V87H75V89H77V93H79L80 92V94H79V96L82 94V93H85V91L87 92L88 90H84L83 91V89L84 88H87L86 86L89 84V82H91L93 79H94V75L96 74V76H98V78H105L106 76L105 75H108L109 76V73H107L106 71H107V69H108V67H105L107 64H105V66H104V64L102 63V62H104V61H102V60H104L105 59V61L106 60H110V61H114L113 59H116L117 60V62H120L121 60H123V59H125L126 57H128L129 59H130V61L132 62V61H136L137 60V62H138V60H144L145 58L146 59H148V61H150V63H153V65L152 64H150V63H145L146 61L144 60V61H142V65L141 66H139L140 67V71H139V73H138V71H137V69L139 68L138 66H136V67H138L137 69H136V74H137V76H139V74L142 76L143 74V76H145V77H143V78H149V76H150V81L152 80V78H151V76H152V74H156V72L157 71H162V72H166V68H164V66L166 65V64H168V61L167 62H165V60H167L166 58H165V60L163 59V62H162V60H160L159 62H158V60L160 59V55L162 56V58L163 57H165L164 55L169 51V49H167V48H165L167 51H166V53L163 51V49H164V47H165V45L164 44H162L163 42L162 41H160L159 40V37L161 36V38L163 39V37H164V35H165V32H166V35H167V37L165 38L166 39V41H167V39L169 38V36H171L172 37V34H169L170 33V31L171 32H175V31H172V28L175 26V24H177L176 22H178L179 21V19H177V16H182V18L181 19H184L185 21H186V23H189L190 22V18H192L194 21H195V12L193 11V9H192V2H191V0H167V1H164V0H160V1H156V0H154V2H156V4L158 5L157 6V10H159V11H156L155 9V11H156V13H158V14H156L155 13V15H154V10H153V8L150 10L149 9V7L151 6H149V3H151L150 2V0H147L149 3H148V5H147V1H145L144 0V2H143V0H131V2H130V0H124V1H121V0H114V2L116 3L115 4V6L117 7V6H119L118 8H119V10L117 9V10H114V9H109V6H102L103 8H102V11L104 12L103 14L105 15V13L106 14H110V16H107V15H105L106 16V18L107 17H109V18H111L113 15H114V17H115V15H117L118 13H119V11H120V9H122V8H125V13L127 12V13H129L128 15L127 14H124V15H126V17L128 18L129 17V19H130V22L131 23H137L138 22V19L139 18H137V17H140L141 16V14H142V16L141 17H143V14H144V16H145V18L147 19V17L148 18H151L152 17V14L151 13H153V17L151 18L153 21H151V22H153V23H150L149 21L148 22H146V24L147 23H149V25L148 26H150V29H148L149 27H147V29H146V27H145V29L148 31V32H146V30H141L139 27L141 26H139V27H136V28H139L138 30H139V34H137L138 32H134V34H133V32L131 33L130 31V34H129V32L128 31H123V33H124V35L126 34L127 36H129V37H131V38H129V39H127L126 37H124V36H122V34H120L122 31L121 30H123V29H119V32L120 33H118V35H117V37H116V35H113V33H109V34H111V35H113V36H111V35H107L106 33H107V29H105V28H103V23H102V26L101 25H97L96 27L94 26L95 25V23H97V22H99L98 21V17L101 15V17H102V20L104 19V17H103V15H102V13H100L101 12V10H100V12H97V11H99L97 8V11H95L96 9H95V7H96V4L98 3V0H91L92 1V3H93V5H90L88 2H86V0H84L83 1V4H82V0H75V3L78 5V4H80L81 5V7H82V5L87 9V10H89L90 8H94V10L93 9H91V11H94L93 12V19L95 20H93L92 21V19H90V17H91V15L89 14V16H88V14H87V17H89V20H91V21H88L89 23H92V25L90 26V24L89 25H82L81 24V21L83 20L82 18H84V15H83V13H84V11L82 12V11H80L79 9H81V8H79V6H76V4H75V7H77V8H75V7H73L74 6V0H31V2H30V0H9V2H8V0L5 2ZM10 1H12V2H10ZM134 1H137V3L135 4L134 3ZM152 1V0H151ZM7 2L9 3V6L7 5ZM41 2H44L43 4L45 5H43ZM47 2V3H46ZM49 2H50V4H49ZM73 2V3H72ZM78 2V3H77ZM124 2V3H123ZM236 1H234V2H232V5L233 6H231L230 7V5L228 6L230 9L228 10V9H226V10H228V12H231V14L232 15H234V17L233 18H231L230 19V17H231V15H229L228 13H226V16H224V20H225V18L226 19H228V16H229V19H230V22L229 21H227V22H225V23H223V25L225 26V28H227L226 30L228 31V32H235L236 33V31L235 30H240V29H242L241 31H245V30H243L245 27H244V24H245V26H246V28L247 27H250V26H252L253 25V23H251L252 25H250V23H249V19L251 20L252 19V15H250L249 13H246L245 11L246 10H250V9H248L246 6L244 7H242L241 5L238 7V6H236V5H238V3L236 4L235 3ZM2 3H4V5L6 6V7H4V5H2ZM21 3V4H20ZM37 3V4H36ZM53 3V4H52ZM86 3H88V4H86ZM122 3V4H121ZM11 4V5H10ZM38 4H40L39 6H38ZM41 4H42V7H41ZM130 4V5H129ZM152 4H155V3H153L152 2ZM34 5V6H33ZM46 5H48V6H46ZM14 6H15V8H14ZM28 6V7H27ZM95 6V7H94ZM127 6V7H126ZM147 6H149L148 8H147ZM4 7V8H3ZM25 7H27V8H29L30 9V11H29V9H27V8H25ZM49 7V8H48ZM51 7H56V8H54V9H51ZM108 7V8H107ZM153 7H155L156 8V6H153ZM171 7V8H170ZM172 7H173V9L177 12H175V11H173V9H172ZM175 7L177 8V9H175ZM193 7L194 8H196V6L195 5H193ZM228 7H224V8H228ZM241 7V8H240ZM37 8V9H36ZM38 8L40 9V10H42L41 12H39L38 11ZM43 8V9H42ZM44 8H45V10H44ZM48 8V9H47ZM58 8V9H57ZM127 8V9H126ZM151 8V7H150ZM223 8V9H224ZM23 9H26V11L25 10H23ZM56 9H57V12H60V13H57L56 12ZM73 9V10H72ZM82 9H83V7H82ZM149 9V10H148ZM165 10L164 12H165V14H167V13H169V14H167V16H164L165 14L163 13V10ZM15 10V11H14ZM49 10V11H48ZM54 10V11H53ZM76 10V11H75ZM115 11V12H112V11ZM127 10V11H126ZM162 10V11H161ZM168 10V12L166 13V11ZM226 10H224L225 12H226ZM237 10H241L240 12H242L244 15H245V17L244 16H242L240 13H239V17H236L235 15L236 14H233L232 13V11H234L235 13H236V11ZM242 10H244V12L242 11ZM17 11V12H16ZM37 11V12H39V15L37 14V12L35 13V12ZM43 11H44V13H43ZM51 11V12H50ZM53 11V12H52ZM74 13H73V12ZM90 11V10H89ZM172 11L174 12L173 14H172ZM223 11V14L225 13ZM247 11V12H248ZM2 12V13H3ZM16 12V13H15ZM19 12H21V13H19ZM27 12H29V14L27 15V19H26V17L24 16V14L26 13L27 14ZM31 12V13H30ZM47 12V13H46ZM54 12H56V13H54ZM78 12H80V13H78ZM162 12V13H161ZM171 12V13H170ZM180 12V13H179ZM35 14V16L33 15V14ZM51 13V14H50ZM95 13V14H94ZM98 13H100V15L98 14ZM114 13V14H113ZM182 13V14H181ZM238 13V12H237ZM246 13V14H245ZM18 16H17V15ZM25 14V15H26ZM30 14H32L33 15V17H32V15H30ZM41 14H44L43 15V17L42 18H40L42 15ZM46 14V15H45ZM80 14V15H79ZM82 14V15H81ZM151 15V17H149L148 15ZM159 14L161 15V16H159ZM162 14H164L163 16H162ZM178 14H180V15H178ZM247 14H249V16L247 15ZM36 15H37V18H36ZM41 15V16H40ZM78 15V16H77ZM130 15V16H129ZM159 16L158 18H159V20H157L158 18H157V16ZM177 15V16H176ZM225 15V14H224ZM238 15V14H237ZM240 15H241V17H240ZM246 15L248 16V18L249 17H251V18H249L248 20H246ZM20 16H24V19H23V17H22V19H21V17ZM62 16V17H61ZM73 16V17H72ZM83 16V17H82ZM176 16V17H175ZM31 19H29V18ZM80 17V18H79ZM101 17H99V18H101ZM131 17V18H130ZM5 18H6V16H5ZM19 18L20 19V22H19V20L18 21H15V20H17V19ZM33 18H34V20H33ZM36 18V19H35ZM40 18V19H39ZM79 18V19H78ZM96 18V19H95ZM154 18H157V19H155V21H154ZM26 19V20H25ZM64 19V20H63ZM82 19V20H81ZM128 19V20H129ZM137 19V20H136ZM23 20H25V21H23ZM157 20V21H156ZM239 22H245V23H243L242 25H239V24H237V22L238 21ZM244 20V21H243ZM22 21V22H21ZM30 23V24H28L29 26L30 25H34L35 27H37V28H39V29H36L34 26H33V28H32V26H30V28H29V26L27 25V23L28 22ZM56 21V22H55ZM75 21V22H74ZM97 21V22H96ZM121 21V20H120ZM226 21V20H225ZM23 22L24 23H26V24H24L23 25ZM31 22H32V24H31ZM67 22V23H66ZM95 22V23H94ZM229 22V23H228ZM250 22H252V21H250ZM18 23H21V24H18ZM52 24L53 26H51V25H48L47 26V28L45 27V25H47V24ZM65 23V24H64ZM94 24V25H93ZM152 24V25H151ZM154 24V25H153ZM238 25V26H236V27H234L235 25ZM241 24V23H240ZM15 25V26H14ZM16 25H18L19 27H17ZM26 25H27V27H26ZM57 25V26H56ZM74 25V26H73ZM121 25H123L124 26V24L123 23H121ZM146 25V26H147ZM234 25V26H233ZM20 26H22L21 28H20ZM39 26V27H38ZM42 26V27H41ZM52 27V29H53V27H54V29L55 30H53V31H51L50 29H49V27ZM94 26V27H93ZM143 26V25H142ZM145 26V25H144ZM152 26H155V28H153V29H151V27ZM11 27V28H10ZM25 27V28H24ZM45 27V28H44ZM50 27V28H51ZM177 27V26H176ZM254 29H255V27L254 26H252ZM252 27H250L249 29L251 30H249V29H246V32L249 30L250 31V36H252L253 34H252V32H253V28ZM22 28H24V29H22ZM33 29V31H32V29ZM77 28V29H76ZM79 28V29H78ZM121 28H122V26H121ZM142 28V27H141ZM194 29L195 28V25H193V24H191L190 26H187V29ZM253 30H252V29ZM34 29H36V30H34ZM47 29V32H45V30ZM80 29H81V31H80ZM88 29V30H87ZM186 29V30H187ZM235 29V30H234ZM25 30H27V31H25ZM50 30V31H49ZM107 30V31H106ZM133 30V29H132ZM137 30V29H136ZM173 30H175V29H173ZM30 31H31V33H30ZM78 31V32H77ZM93 31V32H92ZM169 31V32H168ZM43 32V33H42ZM103 32H106V33H103ZM109 32V31H108ZM239 32V31H238ZM256 32H258V31H256ZM255 32V33H256ZM15 33V34H14ZM35 33V34H34ZM46 33V34H45ZM164 33V35L162 36L161 34H163ZM247 33V34H248ZM254 33V32H253ZM115 34V33H114ZM132 34L134 35V36H132ZM173 34H175V33H173ZM38 35V36H37ZM125 35V36H126ZM169 35V36H168ZM239 35V33L237 34V36ZM12 36V35H11ZM72 36V37H71ZM93 36H95L97 39H95L94 40V37ZM40 37V38H39ZM37 38H39V39H41V40H39V39H37ZM46 38H48V40L46 39ZM93 38V39H92ZM101 38V39H100ZM102 38H105V40L103 39L102 40ZM107 38V39H106ZM111 38V39H110ZM239 39L236 41V42H242V44H241V46H242V48L243 47H245V44L246 45H248L247 43H250V45L252 44V41H253V39L252 38H250L252 41H250V42H248L250 39L249 38H246V34H244L243 32H241V34L239 35V37H238ZM35 39V40H34ZM44 41H43V40ZM164 39V40H165ZM170 39V38H169ZM37 40V41H36ZM39 40V41H38ZM54 40H56V41H54ZM87 40V41H86ZM107 40H110L109 42L107 41ZM163 40V41H164ZM248 40V41H247ZM74 41V42H73ZM90 41H92V43L90 42ZM94 41H95V43H94ZM157 41H159L158 43H157ZM169 41V40H168ZM23 42H24V44H23ZM26 42V43H25ZM43 44H45V45H43ZM56 42V43H55ZM64 42V43H63ZM149 42H152L151 44H149ZM153 42H156V47H158V46H160V44H162L161 45V47H160V50H162V52L163 53H161L160 52V55H157V57L159 58V59H157L156 61L158 62V63H160V65H158V63L155 61V60H153L154 58L156 59L157 57H156V53L157 54H159L158 52L160 51L159 50V47L156 49V47H152L153 46ZM49 43V44H48ZM67 43H69L70 44V47H69V44H67ZM109 43H112L111 45L109 44ZM167 43V42H166ZM243 43H245V44H243ZM6 44V43H5ZM57 44H59V45H57ZM63 44H65V48L67 47V49L68 50H66V51H64L65 50V48L63 47L64 45ZM73 44H75V45H73ZM80 44V45H79ZM109 44V45H108ZM254 44V43H253ZM7 45V44H6ZM71 45H73L72 46V48H71ZM79 47H78V46ZM81 45H82V47H81ZM85 45V46H84ZM106 46V45H108V47L109 48H107L108 49V55L106 54V52H103V56H102V53L101 52H99L98 53V55L99 54H101V55H99V57H96L97 58V61H94V60H92V59H90L91 57H92V55H93V53L94 52H97V50L99 51L100 50V48L101 49H103L102 48V46ZM148 45H151L150 47L148 46ZM249 45V46H250ZM8 46V45H7ZM26 46V47H25ZM40 46V47H39ZM60 46V47H59ZM74 46H77V50H76V52H75V55L73 54L72 55V53L74 52H72V49H73V47ZM103 46V47H104ZM154 46H155V43H154ZM164 46V47H163ZM240 43H239V45H237L236 46V50L235 49H232L233 50V52H230L228 55H230V54H234L236 51H238L236 54H238V56H239V54L242 56V55H244V53H243V49H240ZM10 47H12L11 45H10ZM32 47V48H31ZM56 49H58V50H56ZM63 47V50L61 51H59V49L60 48H62ZM81 47V48H80ZM147 47L149 48V50H151L150 48H155L156 49V51L158 50V52H156L155 51V49H152L151 50V52L149 51V50H147ZM247 47L248 46H246L245 47V49H247ZM34 48H36L35 50H32V49H34ZM71 48V49H70ZM99 48V49H98ZM132 48H133V50H132ZM136 50H135V49ZM146 48V49H145ZM162 48V49H161ZM172 48V47H171ZM12 49H13V47H12ZM55 49V51H57V53L54 51L53 52V50ZM74 49H75V47H74ZM106 49V48H105ZM105 49H103V50H105ZM106 49V50H107ZM240 49V50H239ZM30 50L34 53V52H36V54H37V52L39 51L40 52V50L41 51H44V52H38L39 54H35V57H34V55H33V53L31 52L30 53ZM38 50V51H37ZM45 50H46V52H45ZM96 50V51H95ZM147 50V51H146ZM214 50H216V51H219V50H217V49H214ZM235 50V51H234ZM27 51H29V52H27ZM59 51V52H58ZM101 51V50H100ZM133 51V52H132ZM142 51H146L144 54L142 53ZM152 51L153 52H155L154 54H152ZM205 51V50H204ZM20 53V55L22 56V54ZM46 53V54H45ZM50 53V54H49ZM58 54V55H56V54ZM83 53H85L86 55H84ZM132 54L133 53V55L131 56L130 55V57L128 56L129 54ZM33 56H32V55ZM46 56H45V55ZM49 54V55H48ZM60 54H61V56H62V58L60 57ZM68 54V55H67ZM69 54L71 55V57L69 58ZM88 54V55H87ZM95 54H97V53H95ZM94 54V55H95ZM147 54V55H146ZM149 54V55H148ZM151 54V55H150ZM164 54V55H163ZM44 55V56H43ZM66 55V56H65ZM112 56V57H110V56ZM124 55V56H123ZM143 56L142 58H141V56ZM20 56V57H21ZM38 56V57H37ZM43 56V57H42ZM56 56H58V57H56ZM68 56V58L69 59H65L64 57H67ZM74 56V57H73ZM87 56H89L88 58H87ZM152 56H154L153 58H152V62H151V57ZM227 56V55H226ZM78 57V58H77ZM119 57V58H118ZM167 57V56H166ZM39 58V59H38ZM40 58H42V59H40ZM44 58V59H43ZM122 58V59H121ZM150 58V59H149ZM23 59V60H24ZM65 59V60H64ZM87 59H89V61H91L92 60V62L91 63H93V65L91 64V63H89V64H87V68H83V66H85L83 63H87L85 60H87ZM102 61H100V60ZM119 59H121V60H119ZM35 60V61H34ZM38 61V63H37V61ZM189 60V59H188ZM39 62H44L43 64L42 63H39ZM45 62L47 63V64H45ZM50 62V63H49ZM56 62H60L59 64L58 63H56ZM74 62V63H73ZM99 62L100 63H102L103 64V66H104V68L106 69H99V68H101L100 66V64H99ZM107 62V61H106ZM184 62H186V60L184 61ZM52 63V64H51ZM80 63L81 64H83V66H81L80 65ZM94 63H96V65L97 66H95V64ZM173 63V62H172ZM179 63H180V61H179ZM178 63V64H179ZM187 63V62H186ZM185 63V64H186ZM190 63V61H188V63L187 64H189ZM37 64V65H36ZM38 64H40V65H38ZM50 66H49V65ZM57 64V65H56ZM62 64V65H61ZM77 64H79V65H77ZM98 64H99V66H98ZM149 64V65H148ZM161 64L163 65V66H161ZM171 64V63H170ZM176 64H177V62H176ZM183 64V63H182ZM185 64H183V65H185ZM187 64L185 65V66H187ZM32 67H31V66ZM57 66V68L54 70V69H52V72H53V70L56 72V73H51L50 74V70L49 69H51L50 67H52V66ZM89 65V66H88ZM145 65H147V67L145 66ZM180 66H179V68H177V69H181L180 67H181V63L179 64ZM39 66V67H38ZM48 66V67H47ZM63 66H64V68H63ZM102 66V67H103ZM155 66L156 67H158L159 68V66L160 67H162L161 68V70H159L158 68H155ZM184 66V67H185ZM190 66V65H189ZM46 67V68H45ZM60 67V68H59ZM78 67V69L80 70L81 69V67H82V69H84V71H83V73H82V71H78L76 68ZM146 67V68H145ZM148 67H150V68H148ZM154 67V68H153ZM166 67V66H165ZM183 67V68H184ZM39 68V69H38ZM45 70V72L48 70V71H50L49 72V74L50 75H52V77L48 74V73H45L44 72V70ZM53 68H55V67H53ZM59 68V69H58ZM90 68H92V73H90V72H88L89 70H91ZM151 68H153V69H151ZM182 68V69H183ZM186 68H188V66L186 67ZM57 69H58V73L60 74V76H61V74H64V76H59V74L57 73ZM74 69V70H73ZM143 71H142V70ZM156 69H158L157 71H156ZM165 69V70H164ZM30 70H31V72L33 71V75H31V72H30ZM38 72H37V71ZM41 70L43 71V74H47V75H49L48 77L50 78H48L46 75H44V80H46V82L45 81H43V79L41 80V78H42V76H40V74H41ZM61 72H60V71ZM62 70L64 71V73L62 72ZM73 70V71H72ZM97 70V71H96ZM105 70V71H104ZM139 70V69H138ZM149 70V71H148ZM155 70V71H154ZM253 70V69H252ZM35 71V72H34ZM47 71V72H48ZM99 71V72H98ZM100 71H102V72H105L106 74H103V73H101ZM118 71V70H117ZM130 71V70H129ZM129 71L127 72L126 71V73H127V75H128V73H129ZM152 71V73H149V72H151ZM180 71H182V70H180ZM19 72H21V71H19ZM249 72V69H243L242 70V74H247ZM30 73V74H29ZM98 73H101V74H98ZM161 73V72H160ZM185 73V72H184ZM37 76V77H35V75ZM42 74V75H43ZM58 74V75H57ZM79 74V75H78ZM90 74H94L93 75V77L91 76V78L92 79H89L88 78V76H90ZM131 73H129V75H130ZM148 74V75H147ZM150 74V75H149ZM154 74V75H155ZM168 74V73H167ZM122 75H124V73H122ZM186 75V74H185ZM87 78V79H89V82H87V81H84L85 80V77ZM55 77V78H54ZM56 77H58V78H56ZM63 77V78H62ZM67 77V78H66ZM128 77L129 76H126V81L128 80ZM162 78V77H164V76H160V74H159V77H158V75H157V77L155 76V79H154V83L155 84H157L158 85V87H156V85L155 84H153V82H151L152 83V85H150V86H152L151 87V89L153 90V91H156L157 89L156 88H159V83L161 82V80H160V82H159V78ZM165 77H167V76H165ZM40 78V79H39ZM52 78V79H51ZM82 78H84V79H82ZM147 78V79H148ZM156 78L158 79V83H156L157 82V80H156ZM184 78V77H183ZM61 79V80H60ZM67 79H68V81H67ZM86 79V80H87ZM96 79H97V77H96ZM163 79V78H162ZM185 79V78H184ZM67 82H66V81ZM76 80V81H75ZM91 80V81H90ZM41 81H43V83L45 82V83H47V85H43V83L41 82ZM49 81V82H48ZM61 81V82H60ZM65 81V82H64ZM70 81V82H69ZM95 81V80H94ZM104 81V80H103ZM170 81H171V79H170ZM169 81V83H171ZM87 82V83H86ZM96 83H98L97 82V80L95 81ZM94 82V83H95ZM163 82V81H162ZM161 82V84H162V86L163 85H165V84H169V83H167V81H165V82H163L162 83ZM42 83V84H41ZM50 83H53V85L52 84H50ZM61 85L62 83V88L60 87V85ZM68 83H71V84H68ZM50 84V85H49ZM93 84V83H92ZM90 86H92L91 85V83L89 84ZM99 85V84H98ZM153 85H154V89H153ZM166 85V86H167ZM38 86V87H37ZM44 86V87H43ZM51 86V87H50ZM58 86H59V88H58ZM67 86V87H66ZM94 86V85H93ZM149 86V87H150ZM169 86V85H168ZM34 87V88H33ZM55 87H56V90H54L55 89ZM63 87H64V89H63ZM66 87V88H65ZM95 87H96V85H95ZM101 87V86H100ZM102 87H105V86H103V83H102ZM179 87H182V89L184 88L183 86H179ZM179 87H178V89H179ZM45 88H47V89H45ZM54 88V89H53ZM57 88H58V90H57ZM80 88V89H79ZM88 88H89V86H88ZM91 88V87H90ZM89 88V89H90ZM148 88V87H147ZM164 88H165V86H164ZM34 89H37V90H34ZM51 91L52 89L54 90V93H52V92H50L49 90ZM63 89V90H62ZM92 89V88H91ZM96 89H98V87L96 88ZM150 89V90H151ZM156 89V90H155ZM181 89V88H180ZM181 89V90H182ZM187 89V88H186ZM186 89H184V91L186 90ZM73 90V89H72ZM93 90V89H92ZM92 90H91V92H92ZM165 90H167V87H166V89ZM181 90L179 91V90H177L176 89V92H177V94H178V96H180L182 93H185V92H182V93H180L181 92ZM22 91H23V93H22ZM49 91V92H48ZM58 93H57V92ZM74 91V90H73ZM76 91V90H75ZM95 91H97V90H95ZM153 91H151V92H153ZM183 91V90H182ZM187 91H188V89H187ZM186 91V92H187ZM41 92V93H40ZM46 92H48L47 94H50V93H52V94H55V95H51V96H58L61 100H60V103H61V105H58L59 103H57V102H59V98H58V101H56V98L55 99H52L51 101H49L48 99H46L47 97H45V96H48V97H50L49 95H45L44 93H46ZM63 92V93H64ZM99 92H100V90H99ZM27 93V94H26ZM39 93V94H38ZM88 93H90V90L88 91ZM156 93V92H155ZM180 93V94H179ZM31 94V95H30ZM35 94V95H34ZM44 94V95H43ZM59 94H61V96H59ZM67 94H68V92H67ZM91 95L93 94V93H90ZM95 94V93H94ZM93 94V95H94ZM98 94H101V93H98ZM33 95V96H32ZM37 95V96H36ZM40 95V96H39ZM86 95V96H85ZM185 96V94H182L181 96H180V98L182 97V96ZM83 97L85 96L86 98L87 97H89L90 95H87V93L86 94H84V95H82ZM183 96V97H184ZM199 96V98L201 97L202 99H201V101L203 100L204 101V99L206 100V94H200V95H198ZM198 96L196 95V98H192L193 100H194V103L196 104V101L195 100H197V98H198ZM68 97V96H67ZM71 96H69V98H70ZM64 98H66V95L64 96ZM90 98H91V96H90ZM92 98L94 99V97L92 96ZM91 98V104H90V102H89V106H88V103L86 104L87 105V107H89L90 109H91V107H92V110H93V112L95 113L96 112V110H98V108H100V106L97 104V103H95L94 102V100ZM108 98V97H107ZM110 98V97H109ZM62 99L64 100V102L62 101ZM85 99V98H84ZM89 99V98H88ZM31 100H33V101H31ZM44 100V101H43ZM49 101V102H52V103H50V107L51 106H53V103H55L54 105H56L57 104V106H55L54 108H52V109H48V110H46L47 108H49V106H46V105H49L48 103H47V101ZM85 100H87V99H85ZM189 100V99H188ZM193 100H189V101H191L192 103L190 104H188V105H194V103H193ZM198 100H200V99H198ZM198 100H197V102H198ZM7 101H8V99H7ZM10 101V100H9ZM29 101H31L30 102V104H29ZM37 102V104H36V102ZM56 101V102H55ZM62 101V102H61ZM92 101L94 102V103H92ZM96 101V100H95ZM105 101V100H104ZM12 101H10V103H7V102H4V104L5 103H7L8 105H11V104H13L14 105V103H11ZM107 102H110V101H108V99L106 100V103ZM35 103V104H34ZM39 103V104H38ZM65 104L64 105V107H63V105L62 104ZM74 103V102H73ZM7 104H5L4 106H3V104H2V110H4V107L6 106V108L9 110L10 108H8L7 107ZM26 104H29V107H28V105H26ZM52 104V105H51ZM94 104V105H93ZM108 104V103H107ZM115 104V103H114ZM24 105H26V107L23 109V106ZM35 105V106H34ZM44 105V106H43ZM96 105H98V106H96ZM112 105V104H111ZM110 105V106H111ZM31 106H34V108L33 107H31ZM42 106H43V108H42ZM47 108H46V107ZM74 106H76V105H72L71 104V106L69 105V107L70 108H72L73 107V109L72 110H74L75 108H74ZM109 105H107V108L109 109L110 107H108ZM113 106H115V105H113ZM186 106V105H181L180 106V108H182V109H188V108H192V107H194L195 108V106H196V111H195V109H194V111H192V110H186V112L188 111L189 112V114H188V112H187V115H185L186 113H181L182 112V109H180L179 107V111L181 110V112H179L180 114H184L185 116H186V118H187V120H188V123H187V121L185 120L186 118L184 117V116H182L181 115V117L180 116H178V120H180V122L178 121V120H176V121H174L175 122V124H174V122L173 121H171L170 122V120L168 119V118H166V116H164L163 117V119H165V121H166V123H167V121H169V123L170 124H166L165 122H162V123H164V124H162L163 125V130L162 129H160V131L162 130V132H158L157 130H156V126H154L153 125V122H151L152 124H150L151 126L150 127H154L155 128V130H154V128L153 129H150V127L148 128V130H149V134H150V136L152 137V138H155V139H159L160 141H158V144H156L155 145V147H154V153H158V154H160L161 156H162V160L163 161H159L158 163H157V167L159 168V170L157 171V172H153L154 170H152V173L149 175V177H148V173L146 174L145 173V175H147V177L146 178H148L147 180L145 179H143L142 177V174H141V179L142 180H144V181H146V183H147V185L146 186H144L145 184L143 183L142 185L144 186V187H147L146 189H147V191L148 192H152V186H155V185H158V188H160V186H161V188L160 189H157V190H160L161 192V194L162 195H160L159 196V198L162 196L165 200L163 201V204H164V202H167V203H165L166 205H167V207H169L168 208V210H165V208H166V205L164 204H162V210L160 209L161 207H159L158 209L159 210H161V211H166V212H164L163 213V215H165V216H163V218H162V215L160 216V215H156V214H154L155 216H154V218H155V220H156V222H157V226L158 227H155L154 225H151V224H147V223H149V220H148V216H147V223H146V227L144 226V225H142V224H139V225H142V226H140L141 228H142V230H141V228L139 227V226H137V227H135V228H132L131 230H130V228H131V226L129 227V225H128V227H127V225H125V223L124 224H122V223H120L121 225V231H123V234L125 235H118L117 237H118V239H120V238H122V237H124V239H120V240H123L124 242H121V243H123L124 244V247H122V249H124L123 251H125V253L127 254H125V253H123L124 254V256H123V254H122V252H121V250L120 251H117V250H119V249H121V246H120V244H118V241H120V240H118L117 242H114V240H116V235L115 234H112V232H114V229H112V228H114V225L116 226V224H118V222L117 221H121V222H123V220H119V219H117V221L116 220H111L110 218L114 215L113 213H115V212H111V211H109L110 212V221H113V222H115L116 221V223L114 224V223H110V225L111 224H113V226H110V225H108L107 223V225H106V227L104 226L105 225V223H103L104 225V227H105V232L106 233H109V234H112V236L114 237V235H115V239H112L113 241V244H111V243H109V240H108V244H111L110 246H107L109 249L108 250H111V251H113V248H114V250L115 251H117V255L115 254L114 256V259L116 260V259H118L119 261H118V263L119 264H181V263H183V264H185V263H187V264H190V262H193V264H194V261H195V264H203V263H207V264H214V262L212 261V260H214L215 261V258H212V257H217L219 254H217V252H216V250H219L220 252H218V253H220L221 254V252L223 251H227L228 252V249L227 250H225V249H223L222 250V248H224V247H222V248H220L222 245H221V243L224 241H230V240H227V239H223V238H226V237H224V235L223 236H217L215 233H213L212 231L213 230H210V231H207L208 229H211L212 227H214V232H215V229H220V225L219 224H221L222 222H223V220L222 219H224V218H226L227 217V219H229V220H227L226 219V221H225V223L223 224V225H225L224 226V234L226 233L227 235H229L230 236V238H233V236H231L230 234H233L232 233V231H231V229H234L233 231H235V229L237 230V231H235L234 233H236V232H238L239 230L238 229H242L243 231H244V233L243 234H239L238 233V235H239V239H237L236 238V241L238 240H242V241H244V242H242V243H244V245L243 246H246L247 247V251H248V248H251V246H252V251L253 250H255L254 251V254H253V256H255L256 255V257H259L260 256V254H258L259 256H257V253L259 252V253H262L263 251H264V232L262 231L264 228L262 227V226H264V225H262L261 227L263 228H261L260 226H256L257 225V221L258 220H262V219H259L260 218V215H262V213L264 214V207H263V205H261V203L262 204H264V190H260L261 189V186L263 187V189H264V175L262 174V172L260 171V172H258V170H257V173H256V171L254 172V174H255V176L253 177V176H251V177H249L248 178V180L250 181V182H248L250 185H252L251 184V182L252 183H254V181H256L255 183L256 184H260L261 186H257L256 184H255V186H254V189H256V188H258L257 189V191L255 192L254 191V193L252 192L251 194H249L250 192H248L249 191V188L247 189L248 191L246 192V189L245 190H240L241 188L239 187V189H237L238 188V186H236L237 188H235V183L237 182V181H239V182H242L241 180V178H239V177H237V176H233V175H231V173L229 174L228 173V177H226L227 176V172L225 173L226 175H225V177L227 178H225L224 177V174H222V169H219V168H222V166H224L223 165V163L220 161V159H221V157L222 156H219V150H218V148H215V149H213L214 147H215V140L214 141H211L210 139H206V138H204V136H202V135H200L198 132H196L197 131V129H196V131H195V128H197L196 126H195V128L193 127L194 125H197L198 126V122L200 121V123L202 124L204 121H205V119H206V115L203 113V112H198L199 110H197V105H195V106ZM60 107V110H59V112H60V114H59V112H58V108ZM6 108H5V110H6ZM28 109V110H26L25 111V109ZM38 108V109H37ZM46 108V109H45ZM78 108H80V107H78ZM78 108H76V110H74L73 112H74V114H76V112H77V109ZM94 108L96 109L95 111H94ZM12 109H10L12 112H13V110ZM33 109V110H32ZM45 109V110H44ZM65 109V108H64ZM81 109V108H80ZM80 109H78L79 111H80ZM88 109V108H87ZM122 109V108H121ZM7 110V114H8V116H12V114H10L9 115V111ZM68 110H71V109H68ZM149 110V109H148ZM10 111V112H11ZM61 111H63L64 113H65V111H66V114H64V113H62ZM91 111V110H90ZM105 111H107L106 109H105ZM120 111V110H119ZM122 111V110H121ZM120 111V112H121ZM150 111H152L151 109H150ZM17 112V111H16ZM40 112H41V114H40ZM70 112V111H69ZM68 112V113H69ZM92 112V111H91ZM123 112V111H122ZM191 112V113H190ZM192 112H194V115H196V116H199V117H197L198 119H197V124L195 123V118L193 117V113ZM20 113V112H19ZM20 114V116H23L24 115V113L23 114ZM26 114L25 113V116L27 115L28 117L30 116V114ZM44 114V116H46V117H44V116H42L43 114ZM64 115H62V114ZM72 113V112H71ZM80 113H81V111H80ZM57 114V115H56ZM73 114V113H72ZM96 114V113H95ZM113 114V113H112ZM122 114V113H121ZM191 114V115H190ZM60 115V117H58ZM109 115H111V114H109ZM179 115V114H178ZM190 115V116H189ZM18 116V115H17ZM25 116H23L25 119H27V117H25ZM53 116H56L57 118L56 119H53ZM71 116V115H70ZM73 116V115H72ZM71 116V117H72ZM189 116V117H188ZM49 117V118H48ZM52 117V118H51ZM69 116H67L66 118H68ZM74 117H76L75 115H74ZM111 117V116H110ZM118 117H121V116H118ZM182 117H184L185 119H182ZM47 118V119H46ZM51 118V120H49ZM55 118V117H54ZM63 120H62V119ZM122 118V117H121ZM180 118V119H179ZM5 120H3L2 121V123L5 121V123H7V119H6V117L4 118ZM10 119V118H9ZM75 119V118H74ZM73 119V120H74ZM77 119H79V118H77ZM111 119H112V117H111ZM118 120H120L119 118H117ZM162 119V120H163ZM168 119V120H167ZM1 120V119H0ZM12 120V119H11ZM40 122H39V121ZM53 120H55V121H53ZM56 120H58V121H56ZM60 120V121H59ZM62 120V121H61ZM76 120V119H75ZM82 120V119H81ZM181 120H183V121H185V122H183V121H181ZM208 120L209 121H211V119H210V117L208 118ZM10 121V120H9ZM38 121V122H37ZM84 121V120H83ZM1 122V121H0ZM60 122L62 123V124H60ZM79 122V121H78ZM106 122H108V121H106ZM262 120H261V123L259 124V126L257 127V130H255V131H257L256 133H255V131L254 132H252L251 134H248V136L249 137H252V138H250L249 140H251V141H253L254 143H253V145H251L250 146V148H248V149H241V151H240V149H236V151L235 150H233V154H235V155H237L239 158H245L247 155H248V153H250V152H252V149H253V152L255 153L256 151V153L254 154L253 153V155H254V158H255V160H256V158H257V161L259 162V163H261L259 160L260 159H263V161H262V163L264 164V125H262ZM0 123V128H1V130H0V132H2L3 131V133H4V131H5V129L6 128H4V127H6L5 125V123ZM40 123V124H39ZM47 123V124H46ZM57 123V124H56ZM59 123V124H58ZM88 123V122H87ZM178 123V124H177ZM183 123V124H182ZM189 124V123H191V125H192V127H191V125H188V126H184V129L182 128L183 127V125L184 124ZM46 124V125H45ZM55 124V125H54ZM172 124V125H171ZM47 125H49L48 127H47ZM59 125V127H56V126H58ZM76 125H80V127L82 128V129H80L81 130V132H79V130L77 131L78 133H75V132H73V133H75V134H77V135H79L80 134V136L82 135H85V136H89V135H87L89 132H88V128H87V126L89 125H84V124H79V123H77ZM76 125H73V127L75 126L76 127ZM85 126V128H83L82 126ZM153 125V126H152ZM174 125H176V126H174ZM210 125H211V123H210ZM262 125V126H261ZM90 126V125H89ZM88 126V127H89ZM181 126V127H180ZM55 127V128H54ZM173 127H174V129H173ZM175 127H176V129H177V131H176V129H175ZM186 127H188V128H186ZM189 127H191V131H189ZM260 127H262L261 129H260ZM2 128H3V130H2ZM41 128V129H42ZM162 128V127H161ZM186 128V129H185ZM59 129V130H58ZM78 128H76V130H77ZM194 131H193V130ZM58 132H57V131ZM73 130L75 131V129L73 128ZM86 133V134H84V133H82L83 131ZM87 130V131H86ZM90 130V129H89ZM259 130V131H258ZM58 133V135L56 134V132ZM66 131V130H65ZM68 132V134H69V130H67ZM43 132V131H42ZM92 132V131H91ZM90 132V133H91ZM3 133H0V135L1 134H3ZM52 133L53 134H55L54 136L52 135ZM93 133V135L95 136V138H96V134H94V132H92ZM92 133H91V135L90 136H92V138L90 137V139H92L93 141H92V143L93 142H96V143H99L100 144V142H102L101 140H97V139H99L100 138V136H99V138H96V139H94V137H93V135H92ZM65 134V133H64ZM162 134V136H160ZM99 134H97V136H98ZM252 135V136H251ZM2 136V135H1ZM1 136H0V138H1ZM59 136V137H60ZM67 135L65 134L64 135V137H66ZM73 135H71V136H69V137H72ZM79 136V137H80ZM81 136V137H82ZM247 136V135H246ZM246 137L247 138V140H248V138L249 137ZM63 137V138H64ZM68 137V136H67ZM76 137V136H75ZM261 137H263V141H261L260 140V138ZM3 138V137H2ZM63 138H60V139H63ZM76 138H78V137H76ZM164 138H165V140H164ZM59 139V138H58ZM65 139V138H64ZM69 138H67V140H68ZM72 139H74V136L72 137ZM72 139H71V141H72ZM82 139V138H81ZM113 138H111V141L109 140L108 142H113L114 140H112ZM255 139V140H254ZM48 140V139H47ZM67 140H65V142L67 141ZM77 140V139H76ZM99 141V142H97V141ZM161 140H163V143H164V141H166V143H164V145H162V142H161ZM52 141V140H51ZM50 140H49V142H51ZM57 141V140H56ZM69 141H70V139H69ZM84 141V139L83 140H81V142H83ZM85 141H87V140H85ZM106 141V140H105ZM58 142V141H57ZM77 143H79V140L78 141H76ZM75 142V144H77ZM115 142V141H114ZM113 142V143H114ZM60 143H61V141H60ZM60 143H58V144H60ZM63 143V142H62ZM67 143H69V146H70V144H71V142H68L67 141ZM73 143H74V140L72 141V144H71V146L73 145ZM84 143V142H83ZM86 143V142H85ZM91 143V141H88V145ZM248 143H250V141L248 142ZM50 144V146L52 145L51 143H49ZM58 144H57V146H55V147H58ZM74 144V145H75ZM102 144V146H100ZM100 145H99V147H102V148H105L106 147V145L104 144V141H103V143H101ZM104 144V145H103ZM56 145V144H55ZM63 144H61L60 145V147L59 148H61V146H62ZM65 145L67 146V144L65 143ZM73 145V146H74ZM78 145V144H77ZM79 145H82V143L80 144L79 143ZM86 145V144H85ZM87 145V146H88ZM93 146H94V143L92 144ZM92 145H89L90 146V149L92 150V148H91V146ZM112 145V144H111ZM161 145H162V147H163V149L161 150ZM256 145V146H255ZM69 146H67V147H69ZM70 146V147H71ZM73 146H72V148H73ZM86 146V147H87ZM88 146V147H89ZM105 146V147H104ZM254 147V148H251V147ZM75 147V146H74ZM84 147V146H83ZM86 147H85V149H86ZM87 147V148H88ZM98 147V148H99ZM205 147V148H204ZM258 149H256V148ZM63 148H65V146H63ZM82 148V146H80V150H82L81 149ZM94 148H95V150H96V148L97 147H93V150H94ZM172 148H174V149H176V151L175 152H173V153H175V154H178V155H182V157H183V159L182 160H184V161H176L175 162V164H174V161H168L169 160V150L170 149H172ZM207 148V149H206ZM67 149L68 148H65L64 149V151L66 150L67 151ZM75 149V148H74ZM74 149H72L73 150V152H75L77 149H78V147L76 148V150L74 151ZM85 149L83 148V150L85 151ZM209 149V150H208ZM211 149V150H210ZM3 150L4 149H2V152H3ZM6 151H7V149H5ZM4 150V153L6 152ZM58 150H61V149H58ZM58 150H56V155L58 156V153L59 152H57ZM72 150L70 149H68V151H71V153H73L72 152ZM79 150V149H78ZM78 150H77V153H75V155L76 154H79V156L81 155L80 154V152L81 151H79L78 152ZM82 150V151H83ZM99 150V149H98ZM161 150V151H160ZM248 150V151H247ZM250 150V151H249ZM63 151V150H62ZM63 151V152H64ZM86 151H89V148H88V150H86ZM86 151H85V153H86ZM90 152V151H89ZM88 152V153H89ZM93 152V151H92ZM94 152H97L96 153V155H95V158H96V156L98 155V153L100 154V152H98V151H94ZM3 153V154H4ZM103 153V152H102ZM7 154H8V151H7ZM64 155H68V153L67 152H65V153H63ZM69 154H70V152H69ZM84 154V153H83ZM87 154V153H86ZM90 154V157L92 158L94 155H92L91 153H89ZM94 154V153H93ZM61 155H62V153L60 154V157L59 158H61ZM63 155V157H64V159H65V157H67V155L66 156H64ZM71 155V154H70ZM73 155H74V153H73ZM88 156V155H87ZM100 156H102V154L100 155ZM103 156H104V154H103ZM219 157V159H218V157ZM242 156H245V157H242ZM63 157H62V160H63V162L64 163H62V160H60V162H61V164H59V165H56L57 167H53L52 165H50V167H52V168H48V167H46V169L48 170V173L47 172H45L44 174L42 173L41 174V176L40 177H42V179L43 178H45V180L47 179V177H48V179L50 178V179H53V178H51V177H53V176H55L56 177V179H59V177L61 176V175H58L59 177L57 178V173H60V174H63L62 172H63V168H66V166L68 165L67 163H66V160L64 161V159H63ZM69 157V156H68ZM67 157V159H70V158H68ZM74 156H72L71 158H73ZM77 157V156H76ZM89 157V158H90ZM56 158H58V157H56ZM55 158V159H56ZM89 158H86L85 160H87V161H83L82 159H83V156H82V159H81V157H80V159L82 160V161H80V160H78L79 162H80V164H81V162H82V165H81V167H83V165H85L86 166V162H88L89 163V165H90V163L92 162L93 163V159H94V157L92 158V160H91V162H89ZM77 158H75V160H76ZM79 159V158H78ZM100 160L102 159V162H106V159H104L103 157L102 158H99ZM98 159V160H99ZM104 159V160H103ZM181 159V158H180ZM58 160V159H57ZM73 160L74 159H72V161H71V164H73L74 162L75 163H77V164H79V162H77V161H75L74 160V162H73ZM54 161V160H53ZM218 163V161H219V164H217V165H215L216 164V162ZM55 162L58 164L59 162L58 161H56L55 160ZM54 162V163H55ZM68 162V161H67ZM70 162V161H69ZM97 162H99V161H97ZM182 162V163H181ZM224 162V164L226 163L227 164V162H225V161H223ZM51 163H53V162H51ZM55 163V164H56ZM85 163V164H84ZM106 163H108V162H106ZM204 163L206 164L205 165V167H203V165H204ZM208 163H210V165L208 164ZM67 164V165H66ZM70 164V163H69ZM76 164V165H77ZM94 164V163H93ZM173 165V168H170L172 165ZM252 164V163H251ZM66 165V166H65ZM88 165V166H89ZM169 165H170V167H169ZM175 165V166H174ZM250 165V164H249ZM78 167H79V165H77ZM88 166H86L87 167V169L90 167H88ZM94 166V165H93ZM93 166H92V168H93ZM96 166V165H95ZM216 166H217V168H216ZM221 166V167H220ZM226 166V165H225ZM225 166L223 167L224 169H223V171H226L225 170ZM228 166V168H230L231 166H229V165H227ZM227 166H226V168H227ZM251 166H254V164H252ZM153 167H154V165H153ZM234 167V166H233ZM156 168V167H155ZM235 168V167H234ZM251 168V167H250ZM82 169V168H81ZM205 169V170H204ZM212 171H211V170ZM86 170V169H85ZM156 170V169H155ZM162 170H167L168 171V176L169 175H171L170 176V178H167V174H166V176H165V174H164V177H163V175H161V171ZM207 170H210V171H207ZM218 170H220L221 172H219ZM87 171H89V170H87ZM160 171V172H159ZM214 171V172H213ZM163 172V171H162ZM52 173H56V174H52ZM138 172H136V174H137ZM211 173H213V174H211ZM224 173V172H223ZM232 173H233V171H232ZM50 174V175H49ZM65 174V173H64ZM195 174L197 175V176H195ZM201 175V177H202V179H200V180H202V181H204L205 183H206V181H207V179L210 177L211 178V182H212V184H210L211 185V187H210V185L208 186V188H207V191L205 192V193H209V192H212V190H209L210 188L211 189H213L214 190V192H213V194L211 193H209L210 195H208V196H206L205 195V193H203L204 195L203 196H200V194L196 191V190H198V189H201V188H203V187H199L198 189H196L195 190V188H197V187H194L193 188V186L197 183V181L198 180H196L197 178H200V177H198V176H200ZM49 175V176H48ZM144 175V174H143ZM196 177V181L194 180V176ZM230 175L232 176V177H235V179L236 178H238L239 180H235L234 178H231L230 179V181H232V182H234V181H236V182H234V184L231 182V184H230V181H228L227 182V180H229V178H230ZM235 175V174H234ZM257 175V176H256ZM28 174H27V178H28ZM47 176V177H46ZM64 176V175H63ZM138 176V175H137ZM139 176H140V174H139ZM181 176V177H180ZM190 176V177H189ZM191 176H192V178H193V180L192 181H190L192 178H191ZM259 176V177H258ZM25 177V178H26ZM30 177V176H29ZM168 179V182H166V181H164V180H166V178ZM185 177V178H184ZM186 177H188V178H186ZM204 177V178H203ZM207 177V178H206ZM259 178L260 179V181L258 182V180L259 179H256V178ZM60 178H62V177H60ZM64 178H65V176H64ZM60 179L59 181L62 183V182H67V181H65V180H68L69 182H71L72 183V179H67V177H66V179ZM139 178V177H138ZM165 178V179H164ZM182 178H184V179H182ZM189 178H191V179H189ZM206 178V179H205ZM50 179H49V181H50ZM136 179V178H135ZM187 179H189V180H187ZM205 179V180H204ZM217 179H219V182L217 181ZM226 180V183H228L229 185H234V189H232L233 187L232 186H230V191L231 192H229L228 191V188H229V185H227V184H224L225 183V180ZM232 179H234V180H232ZM241 179V180H240ZM44 180V179H43ZM55 180V179H54ZM54 180H53V182H54ZM62 180V181H61ZM64 180V181H63ZM142 180L140 181V182H142ZM180 180H182V181H180ZM48 180L47 181H43V183L45 182V184H50V183H47V182H49ZM189 181V182H188ZM209 181V180H208ZM216 181H217V184H216ZM224 181V182H223ZM50 182H52V180L50 181ZM56 182H58L57 180H56ZM136 182H137V180H136ZM181 182V183H180ZM185 183V184H183V183ZM196 182V183H195ZM201 182V181H200ZM239 182L238 183H236V185H238L239 184ZM138 183V182H137ZM188 183H189V185H191L190 187H192V188H190V187H188V188H190L189 190H187L186 188V186L185 185H188ZM192 183H195L194 185L192 184ZM204 183V184H205ZM210 182H208V184H209ZM215 183V184H214ZM221 183H222V186H221ZM243 183V182H242ZM199 185L201 184V183H198ZM219 184V187L217 186ZM248 184V185H249ZM138 185L140 186V183H138ZM177 185H178V188H177ZM185 186V189H184V186ZM193 185V186H192ZM203 185V182H202V184L200 185V186H202ZM213 185V186H212ZM216 185V186H215ZM226 185V186H225ZM240 186H241V184H239ZM195 186H197V184L195 185ZM143 187V188H144ZM166 187V188H165ZM181 187V188H180ZM218 188V189H215V188ZM220 187H222V188H220ZM242 187V186H241ZM256 187V188H255ZM260 187V188H259ZM164 188V189H163ZM246 188V187H245ZM251 188V187H250ZM253 188V187H252ZM140 189V188H139ZM146 189H144L145 190V192H144V190L142 191V192H144V193H146L147 191H146ZM153 189H156V187L155 188H153ZM178 189H180V190H178ZM220 189V190H219ZM243 189V188H242ZM141 190H142V188H141ZM140 190V191H141ZM195 190V193L193 194V191ZM216 190V191H215ZM217 190H218V192H217ZM233 190V191H232ZM236 190L237 191H239V192H237L236 193ZM258 190L261 192V193H258ZM185 191H188L189 193L187 194V192H185ZM199 192H200V190H198ZM203 190H201V192H202ZM228 191V192H227ZM252 191H253V189H252ZM168 193V195H166L167 193ZM182 192H183V194H185V195H187L185 198H184V196L182 197L181 196V194H182ZM185 192V193H184ZM196 192H197V194H196ZM200 192V193H201ZM219 192H221L220 193V199L219 200H217L218 199V197H219ZM245 192V193H244ZM214 193H217V195H215ZM246 193H248V194H246ZM258 193V194H257ZM263 193V194H262ZM137 194H139V192L138 193H136V196H137ZM193 194V196L194 197H192V200L193 201H195L194 199H196V201H198L199 202V204H201L202 203V205L203 206H205V207H200V205H197L198 203L196 202V208H194L195 210H193V204H194V206H195V203H193L192 202V200H190L191 198V195ZM199 194V195H198ZM234 194H236V195H234ZM140 195V194H139ZM144 195V194H143ZM142 195V196H143ZM170 195H171V197H170ZM212 195V196H211ZM229 195V196H228ZM234 195V196H233ZM154 196V195H153ZM158 196V195H157ZM157 196H155V197H153V199L154 198H156ZM169 196V197H168ZM199 196H200V198H199ZM209 196H210V198H209ZM218 196V197H217ZM240 196H242V201L243 202H246L245 203V205L244 206H248L249 204L251 205V210H252V212L251 211H248L247 212V209H246V207L244 208V209H246V210H243L241 207H240V205L241 204H238L237 205V202L241 199V197ZM245 196V197H244ZM144 197H145V195H144ZM146 197H149L151 200H152V194H149V195H147ZM173 197V198H172ZM213 197V198H212ZM228 197H229V199H228ZM243 197H244V199H243ZM132 198V197H131ZM158 198V199H159ZM170 198V199H169ZM173 200H172V199ZM184 198V199H183ZM194 198V199H193ZM227 199V202L225 201L226 199ZM133 199H134V201H136V198H135V196L133 197ZM157 199V198H156ZM157 199V201H159ZM168 199V200H167ZM207 199H209V200H207ZM213 200V202H212V200ZM215 199V200H214ZM239 199V200H238ZM248 201H247V200ZM144 200H145V198H144ZM147 200H148V198H147ZM182 200H184V201H182ZM205 200V201H204ZM207 200V201H206ZM216 200H217V203L218 204H220L221 205V208L219 207V208H216L217 206H214V205H217L216 203H214V202H216ZM228 200L230 201L229 203H228ZM233 200V201H232ZM133 201V202H134ZM157 201H155L154 200V203L153 204H155V202H156V204H158V206H161V204H160V202H157ZM162 201V200H161ZM209 201V202H208ZM153 202V201H152ZM179 202V203H178ZM181 202H183L184 204H181ZM191 202L193 203V204H191ZM240 202V201H239ZM238 202V203H239ZM247 202H248V204H247ZM129 203V202H128ZM134 203H136V202H134ZM134 203H132V201L130 202V207H131V205L133 206V204ZM170 203H172V204H174V205H170ZM253 203H256V206L257 207H259V204H260V207L259 208H261L262 207V212H261V210L259 209V208H257ZM257 203H259V204H257ZM175 204H178V206L181 204V205H183V206H177V205H175ZM211 204V205H210ZM243 204V203H242ZM247 204V205H246ZM252 204L254 205L253 207H255V208H257V209H255V210H260V211H255L254 213H253V208H252ZM219 205V206H220ZM235 205H237L236 207H235ZM173 206H174V208H173ZM189 206H190V208H189ZM241 206H243V205H241ZM110 207V210L111 209H113L112 208V206H108L107 207V209ZM134 207H135V205H134ZM172 207V208H171ZM216 208V210H217V212H219V214L221 215V221H219V218H218V216H220L219 214H217L216 216L215 215H213V214H215L216 213V210H214L213 208ZM223 207V208H222ZM249 207V206H248ZM141 208V207H140ZM144 208V207H143ZM171 208V209H170ZM191 208H192V210L194 211H192L191 210ZM210 208H212V213L211 212H209V213H211L212 214V216H211V214H208L209 216L207 217V226H209L208 225V223H210L209 222V220H210V218H213V216H215L216 218H215V220H217L218 222H216L215 220V224L212 226V227H210V228H208L207 229V226H206V231H204V229H203V227L202 226H200V229H198L199 228V225H201L203 222H204V224H205V221H204V215L206 216V213L203 215V211H210L211 209ZM241 208V209H240ZM114 209L116 210V206H114ZM142 209V208H141ZM145 210H143V211H145L146 213H147V211H148V213H150V211L149 210H147L146 208H144ZM200 209H204V210H202V212L200 211L199 212V210ZM222 209V211H220ZM224 209V210H223ZM250 208H248V210H249ZM118 210V209H117ZM197 210V211H196ZM226 210V211H225ZM243 210V211H242ZM107 211V212H108ZM114 211V210H113ZM121 211V210H120ZM242 211V212H241ZM157 212H159V211H157ZM221 212H223V213H221ZM118 213V212H117ZM117 213H116V216H118L117 215ZM121 213V212H120ZM120 213H119V215H120ZM140 213V212H139ZM148 213L146 214V215H148ZM170 213V214H169ZM195 213H196V215H195ZM201 213V214H200ZM235 213V214H234ZM248 213V214H247ZM109 214V213H108ZM107 214V215H108ZM123 214V212L121 213V215ZM144 214V213H143ZM197 214H198V216H197ZM234 214V215H233ZM251 214H254V215H252L251 216ZM104 214H102V216H103ZM106 215V214H105ZM106 215V216H107ZM120 215V216H121ZM142 214H140V218L141 217H143L144 218V216H141ZM145 215V216H146ZM170 215V216H169ZM176 215H177V217H176ZM180 215H182V216H180ZM193 215V216H192ZM238 215V216H237ZM239 215H242L241 217L239 216ZM243 215H244V217H243ZM100 216V215H99ZM119 216V217H120ZM182 218V222H181V218ZM190 216V217H189ZM197 216V217H196ZM201 216V217H200ZM203 216V217H202ZM211 216V217H210ZM232 216H233V220H232ZM263 216V215H262ZM174 219H179V220H173L172 218ZM192 217H194L193 219H191ZM201 219H200V218ZM210 217V218H209ZM229 217H231V219L229 218ZM234 217H236L235 219H237L238 217H240V218H243L241 221H242V223H241V225H239V223H238V225H236L237 223H235V219H234ZM264 217V216H263ZM263 217H261V218H263ZM100 218H102V217H100ZM105 218V219H104ZM117 218V217H116ZM139 218V219H140ZM161 218L166 222H164L165 224H166V226H165V224L163 225V222H162V225L163 226H161L160 224L161 223H159L158 224V222L161 220ZM107 218L106 217H103V220H106ZM114 219V218H113ZM188 220L189 219V222H187L188 223V225L186 224V222L183 224V220ZM190 219H191V221L193 220V222H194V220H195V222L193 223V225L191 224V221H190ZM197 219H200L199 221L197 220ZM206 219V218H205ZM142 220V219H141ZM196 220H197V222H196ZM203 220V221H202ZM238 220V219H237ZM240 220V219H239ZM238 220V221H239ZM212 221V220H211ZM213 221V222H214ZM230 221V222H229ZM245 221L246 222H248V223H245ZM250 221V222H249ZM39 222H40V220L39 219H36V223H38L39 224ZM107 222V221H106ZM137 222H140V220L139 221H137ZM155 221H153V223H154ZM156 222H155V224H156ZM179 222H181V223H179ZM202 222V223H201ZM221 222V223H220ZM152 223V224H153ZM232 223H233V225H232ZM251 223V224H250ZM264 224V221L262 220L259 224ZM127 224V223H126ZM181 224V225H180ZM189 224H191L192 225V228H194V229H192V228H189ZM196 226H195V225ZM199 224V225H198ZM210 224H213V223H210ZM256 224V225H255ZM123 225H125L124 227H125V230H127V231H125V230H122L123 228H122V226ZM187 225V226H186ZM191 225H190V227H191ZM197 225H198V227H197ZM255 227H254V226ZM119 226V227H120ZM183 226V227H182ZM189 228V229H192L191 231H189L187 228ZM204 227H205V225H203ZM232 226V227H231ZM108 227H112L110 230H108ZM118 227V225L116 226V230L118 229L117 228ZM139 227V228H138ZM197 227V228H196ZM223 226L221 225V228H222ZM256 227H257V229L260 227V229H258L259 231L261 230L262 231V234H260L261 233V231H260V233L259 234H256L257 233V229H256ZM129 229V231H128V229ZM225 228H227V229H225ZM107 229V230H106ZM135 229V230H134ZM137 229H139L138 231H140V232H138L137 231ZM184 229V230H183ZM201 229H203V230H201ZM219 229L218 230H216L217 232L219 231ZM256 229V230H255ZM113 230V231H112ZM115 230V232H117ZM119 230V229H118ZM143 230L145 231V232H143ZM176 230H181V231H184V233H185V231H187V233H185V234H180L181 233V231H180V233L178 232H176L175 233V231ZM197 230V231H196ZM200 230L202 231V233H200ZM228 230V231H227ZM101 231H103V228L101 229ZM100 231V232H101ZM110 231H112L111 233H110ZM133 232L132 234H131V232ZM221 231V230H220ZM230 231V232H229ZM104 232V231H103ZM105 232H104V234H102V232L100 233V237H101V234L102 235H105L106 236V234H105ZM114 232V233H115ZM118 232H120V231H118ZM117 232V233H118ZM211 232H212V234H211ZM247 232H249V233H247ZM96 233V232H95ZM97 233H99V231L97 232ZM116 233V234H117ZM126 233V234H125ZM131 235H130V234ZM138 233H140V234H142V233H144V235L142 234L141 236H143L144 238H141L142 240L141 241H143V242H141V241H139L140 240V234H138ZM204 233V234H203ZM120 234H122L121 232H120ZM127 234H129L130 236H131V238H129L130 236H128ZM190 234H191V236H190ZM216 235L215 236V239L216 240H214V238H212V235ZM94 237L93 238H95V235H94V233L92 234ZM98 235V234H97ZM133 235V236H132ZM140 236V237H138V236ZM175 235V236H174ZM176 235H177V237H176ZM236 235V234H235ZM263 235V236H262ZM128 236V237H127ZM181 236L183 237V236H185V237H183L182 238V241L184 242V243H182V241H181ZM237 236V235H236ZM235 236V237H236ZM112 237V238H113ZM136 237V238H135ZM139 238V240H138V238ZM175 237V238H174ZM179 237H180V239H179ZM187 237V238H186ZM192 237H194V238H192ZM214 237V236H213ZM228 237V236H227ZM235 237H234V241H235ZM244 237H245V239L247 240V241H249L250 243H251V246L249 245V243H247L246 241H245V239H244ZM258 239H257V238ZM92 238V240L94 241V239ZM96 238H97V240H98V237L96 236ZM102 238V237H101ZM103 238H107V236L106 237H103ZM127 238H129L128 239V241L129 242H131V245L128 243V241H127ZM188 240H186V239ZM198 238H200V239H198ZM211 238L214 240H211ZM221 239V243H220V247L218 248V245L219 244H216V243H218V241H220V239ZM131 239H133V240H131ZM147 239V240H146ZM205 239V240H204ZM208 239H210L211 240V245H213V242H214V247L213 248H211L210 250L208 249L209 247L208 246H210V245H206V243L208 242L209 243V241H208ZM96 240V239H95ZM106 240V239H105ZM180 240V241H179ZM192 240V241H191ZM198 240L200 241V240H202V242L200 241V245L198 244H196L197 246H201L199 249H201V251L204 253V255H203V253L202 252H200V250H199V252H198V254L195 252L198 248H197V246L196 247H194L193 246V244H195L196 242L198 243ZM207 240V241H206ZM232 240V239H231ZM125 241H126V247H125ZM133 241V242H132ZM137 241H139V242H137ZM193 241H195V242H193ZM215 241H217L216 243H215ZM233 241V242H234ZM237 241V242H238ZM95 242H97V241H95ZM100 244H101V240H99L98 241ZM98 242H97V244H98ZM106 242H107V240H106ZM186 242V243H185ZM224 242H223V245H224ZM236 242V243H237ZM105 243V242H104ZM114 243H116V244H114ZM128 243V244H127ZM135 244V245H132V244ZM138 243V244H137ZM144 243H146V244H144ZM184 244V245H182V244ZM205 243V244H204ZM226 243V242H225ZM240 242H238V245H231V250H232V252H235V249H236V247L237 246H239V248L241 247L240 246V244H239ZM263 243V244H262ZM108 244H106V245H108ZM119 246H118V245ZM142 244V246H140ZM192 244V247L195 249L194 250V256H193V258H191L192 257V255H193V250H192V247H190V245ZM210 244V243H209ZM227 244H228V242H227ZM232 244V243H231ZM234 244V243H233ZM246 244V245H245ZM257 244H258V246H257ZM102 246H103V243L101 244ZM100 245V246H101ZM105 244H104V246H106ZM131 246V250H130V246ZM186 245H188L186 248L187 249H185V250H181L182 248H183V246H184V248H185V246ZM204 245H206V246H204ZM226 245V244H225ZM224 245V246H225ZM98 246H99V244H98ZM116 248H115V247ZM206 247V249H208V251H210V253L207 251V252H205V251H203L202 249H204L205 250V248H202V247ZM228 246H229V244H228ZM235 246V247H234ZM242 246V247H243ZM257 246V247H256ZM82 247H85V246H82ZM106 247V248H107ZM113 247V248H112ZM191 248V254H190V248ZM211 247V246H210ZM217 247V248H216ZM227 247V246H226ZM102 248V247H101ZM188 248H189V250H188ZM197 248V249H196ZM214 248H216V249H214ZM228 248V247H227ZM235 248V249H234ZM238 247H237V249H239ZM83 249V248H82ZM103 249H105V247H103ZM126 249V250H125ZM129 249V250H128ZM135 249V250H134ZM140 249V250H139ZM144 249H145V251H144ZM236 249V250H237ZM246 249V248H245ZM84 250H86V248H84ZM83 250V251H84ZM100 250V249H99ZM214 250V251H213ZM222 250V251H221ZM231 250H229V251H231ZM83 251H81V252H83ZM106 251V250H105ZM136 251V252H135ZM140 251H142V253L140 252ZM189 251V252H188ZM198 251V250H197ZM214 253H213V252ZM238 251V250H237ZM252 251L250 252V254H246V252H244V249L243 250H241V252L240 251H238V253H241V255L240 256H242L243 255V257L244 256H246V258H244V259H248V264L250 263L249 261H251V260H249V258H248V255H249V257L251 256V254H252ZM256 251H258V252H256ZM118 252H119V254H118ZM130 252H133V254H134V256H136L135 257V259H134V257L132 256L133 254L132 253H130ZM183 252H186V254H187V256H191L189 259H194L193 261H190L189 262V260H187V262L184 260V256H185V258L187 259V257H186V254L184 255V256H182V254H183ZM227 252H224L225 253V255H224V253H222V255H219V256H221V258L219 259V257L217 258L218 260H217V264H218V262L221 264H224V262H228V264H241V262H239V261H242L243 263H244V261L243 260H238L237 262L235 261L236 260V256H237V254L235 255L234 253L232 254V255H234V257L231 255V252H230V254L229 253H227ZM256 252V253H255ZM83 253H85V251L83 252ZM110 253V252H109ZM108 253V254H109ZM121 253V254H120ZM136 253H138V254H140V255H138L137 256V254ZM145 253V254H144ZM202 253V254H201ZM207 253V254H206ZM129 254V255H128ZM189 254V255H188ZM211 254L213 255V256H211ZM217 254V255H216ZM227 254H229V257L231 256V257H233L234 259H227V257H226V255ZM246 254V255H245ZM100 255V254H99ZM143 255V257H139V256H142ZM145 255V256H144ZM262 255H264L263 253H262ZM98 256V255H97ZM106 256V255H105ZM108 257L110 256V257H113L112 255H107ZM106 256V257H107ZM117 256V257H116ZM132 256V259H128V258H130ZM222 256H225V257H222ZM240 256H238V259H241L240 258ZM104 256H102V261L103 262H106L105 264H112L113 262H115V260L114 259H111L112 261H110V259H105V261H104V258H103ZM107 257V258H108ZM125 257H127L126 259H125ZM210 257L212 258V260L210 259ZM252 257V256H251ZM261 257V256H260ZM259 257V258H260ZM101 258V255H100V257H99V259ZM139 258H140V260H139ZM143 258V259H142ZM252 258H254V257H252ZM251 258V259H252ZM259 258H258V260H259ZM97 259H98V257H97ZM201 261V260H203V262H199V260ZM207 259H208V261H209V263H208V261H207ZM134 262L135 261V263H133L132 261ZM197 260V261H196ZM223 260V261H222ZM230 260V261H229ZM253 260V259H252ZM261 261L259 262L260 264H262L263 263V261L264 260H262V257H261V259H260ZM98 261H100V260H98ZM108 261V262H107ZM117 261V260H116ZM131 261V262H130ZM138 261H140L139 263H136V262H138ZM205 261V262H204ZM222 261V262H221ZM121 262V263H120ZM198 262V263H197ZM226 262V263H227ZM232 262V263H231ZM239 262V263H238ZM252 262H254V263H256L257 261H255V260H253ZM251 262V263H252ZM117 263V262H116ZM116 263H113V264H116ZM242 263V264H243ZM100 264V263H99ZM101 264H102V262H101ZM216 264V263H215ZM245 264H247L246 262H245Z\"/></svg>","mask_w":264,"mask_h":264},{"label":"clouds","instance_id":"3","mask_svg":"<svg viewBox=\"0 0 264 264\" xmlns=\"http://www.w3.org/2000/svg\"><path fill=\"white\" fill-rule=\"evenodd\" d=\"M256 112H264V89L249 85L242 102L238 103L225 122L226 140L229 147L236 149L247 137L245 132L250 124L249 117Z\"/></svg>","mask_w":264,"mask_h":264}]
</instances>
